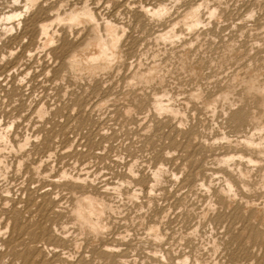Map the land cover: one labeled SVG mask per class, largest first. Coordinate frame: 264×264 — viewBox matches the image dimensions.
<instances>
[{
    "label": "rangeland",
    "instance_id": "374dc122",
    "mask_svg": "<svg viewBox=\"0 0 264 264\" xmlns=\"http://www.w3.org/2000/svg\"><path fill=\"white\" fill-rule=\"evenodd\" d=\"M26 1L27 0H0V68H1L0 69L1 70L0 71V122L2 123V124L1 123L0 124L3 126V127L1 126L0 128H3L4 131H6V132L8 131L7 136L9 138V141L7 143H9L11 141L9 144H7L11 147H9L7 145H5V146L1 145V149H0L3 152L2 153L0 151L1 152L0 160L2 161L1 167H0L1 175H2V173L4 174L3 171H5V174L7 173L6 176L4 174L5 179L3 178V176L0 175L1 176L0 177L1 178L0 179V227L2 226L0 228V234L3 233V234H1L2 237L0 236L2 238V239L0 238V264H30L32 261H33L32 264H36V263L37 264H180V263L182 264L183 262H184V264H234V262H235V264H264V256H263L264 250H262V249H264V238H263L264 237V225H262L264 223L263 222L264 221V213H263L264 207L261 208V206H260V205L264 206V193H263L264 192V185H263L264 183L259 184V182L262 183L263 180L261 181V179H262L261 173H258V172H262V176L264 174L263 173V171H264V166H263L264 165V159L261 160L260 158H258L257 155L249 154L248 150L246 148L243 149L244 146L242 144H239V141H242L241 139H243L244 137H248V136L249 137L252 136L256 142H258V141L263 142L264 141V137H263L264 136V132H263L264 125H261L264 123V120H263L264 114L261 112H264V111L261 109V107H259L258 100L256 99V97L251 98L247 95L245 96V86L247 85L246 83L249 82V80H251V78L254 80L257 78L256 80L259 83L260 82L262 83V80L264 81V78H263L264 77V40H263L264 39V0H242V1L241 0H222V1L219 0L220 1V2L218 1L219 5L217 3V0H215V1L214 0H208L209 2H207L206 0L205 1L204 0H184V1L183 0L182 1L181 0H179V1H177V0H173V1L172 0H128V1L122 0L123 1L122 2L120 0V2H122V3H120L116 0H110V1L109 0L108 1L107 0H36L37 2H35L33 7L31 6L27 10L24 7ZM124 1L127 3H124ZM175 1H177V3H175ZM206 2H207V4H205ZM227 2L229 3V5ZM241 2H243V3H241ZM128 3H129V5H128ZM130 3H131V5H130ZM160 3L166 5L165 8L168 7V8H166V11H165V12H167L169 10L168 14L165 13L168 16L163 15L164 18L163 17L162 18H155V17H151L149 14L147 15V13H145V10L152 9L153 7H154V9H152V10H156L157 6H158V8H161L163 5L161 6ZM196 3H199V4H196ZM202 3H204L203 6H202ZM209 3H210V5H209ZM224 3H225V5H223ZM82 4H84V5H82ZM156 4H158V5H156ZM117 5L121 8H119ZM127 5H128V7H130V6L131 7L128 8ZM143 5H147V6H143ZM172 5L174 8L172 7ZM192 5L193 6H196V5L199 6L200 5L199 6V11H200L199 16H200L202 23L199 25V27L201 28L203 26L204 29L203 28L202 29L198 28V29H200L202 31L203 30L206 31V32L203 31V33H202V31L200 32V30H198L200 33L197 31V32H195V34L196 33H199V34H196V36H194V34H193L194 37L191 36V37H193L191 39L192 41L196 40L195 43L193 42L194 46L192 45V41H190V39H187V38H190V35H192V33L190 32L191 33L190 34L189 31L185 29L184 25L181 22V21H183L182 17H184V16H182V14L184 13L183 15H185V12H187L189 10L188 8L193 7ZM208 5L210 8L213 7L215 9H218V17H217L218 19H215V18H214V20H213V18L209 19V16H207L208 13L206 11ZM221 5L224 7V10H223V7ZM83 7L90 9V11H92L93 15L96 12L97 15L96 14L94 15V18H95L94 22L97 20V23L95 22V25L97 24L96 26L98 28L97 29L98 33H99V35L103 36V37L101 36L102 38L106 37V35H105L106 30H105V26L103 24H110L111 25L112 23H114L116 25L115 27L118 28L119 32H122L123 30L125 31V32L123 31L122 33H120L121 39H120V43H119V49H120L119 51L121 52L120 54L122 55L123 59L125 58L124 60L126 62L124 61L123 64H119V66L116 64L117 67L114 66V68H115V69L113 68L114 71L111 70L109 72V74H107L106 72H103V74L99 73L98 74L100 76L99 78H97L98 75H95L96 77L92 76L93 78L91 76H89L87 74H83V73H81V75H79L80 74L79 72H77V75H76V72L75 71L73 72L72 70H71L72 71L71 72L69 70L68 66L66 65L67 64L66 62H68V59L69 60L71 59V56H73L75 54H80V53H82V54L84 53V55L86 53L89 54V52H91V50H93V46L89 42H87V40H89V41L94 40L95 36L93 37V35H96V34L94 32H91L92 31V29L90 28L91 25H89V24L88 25L87 24H85V25L81 24V25H78L79 27H76L78 29L69 28L72 31H70L69 29L67 31L68 27L67 26L64 27L65 24H60V22L61 23H64V22L63 21L59 22V20L57 18H62L63 16H65L67 14L68 11L71 12L74 9L75 10H81ZM147 7H148V9H147ZM117 8H119V9H117ZM141 8H142L141 11H144V13L140 11ZM143 8L145 10H143ZM250 8L254 9V10H252L250 12V10H251ZM115 9H117V10H115ZM186 9H187V11H186ZM226 10H228V11H226ZM203 11H206V12L204 13ZM222 11H223V13H222ZM230 11H232V13ZM246 11H248V12H246ZM13 12L14 13L22 12L23 15L21 14L20 18L15 17L13 19L6 20L4 16L11 14ZM169 13H170V17H169ZM244 13H246L247 16L250 14L248 17H251V16L252 17L248 19V17H246V14L244 16ZM253 13H255V14H253ZM145 14L147 16H145ZM201 14H203V15H201ZM235 14H237V15H235ZM204 15H205V17H204ZM227 16L228 17L231 16V18H228ZM136 17L138 18V20H136L137 19ZM146 17H148V18H146ZM165 17L166 18L168 17V18L166 19ZM222 17H223V19H222ZM219 18H220V20H219ZM245 18L247 20H245V22H244ZM150 19H151V21H149ZM168 19H170V20H168ZM179 19H182V20H179ZM221 19H222V21H221ZM239 19H240V21H239ZM177 20H179V22H178L179 24L181 22V24H180L181 26L177 23ZM216 20H217V25L214 24L216 22ZM230 20L232 22L234 20L235 21L232 23ZM102 21L103 22L107 21V22L103 23ZM108 21H110V22H108ZM226 21L227 22L230 21V23L229 22L227 23L228 26L226 25ZM150 22H152V23H150ZM158 22L159 23L162 22V24L161 23L159 24ZM218 22H220L221 25H219ZM238 22L239 23L242 22L241 24H243V22H244V24L242 25L243 26L242 29H241L242 26H240L241 24L239 25ZM155 23H157V24H155ZM205 23L206 24L211 23L212 25H214V26L216 25V26L214 27V26L208 24L207 27H205L206 26ZM40 24L41 25L42 24L51 25L49 27L48 37L51 38V36L53 34L54 35L52 36L53 39H50L49 43H44L45 42L44 41L45 36L43 34H41V32L39 31V27L41 26ZM114 24H112V26H114ZM224 24H225V26H224ZM236 24H238V25H236ZM117 25H119L120 27L119 26L117 27ZM170 25H171V27H170ZM232 25H234L235 28L231 27ZM211 26L214 28H212ZM220 26H222V27H220ZM173 27H175L176 29ZM181 27L184 28L186 31H184V29H182ZM208 27L210 29H208ZM51 28H52V31H51ZM79 28H81V33H80L81 36L79 35V32H80ZM83 28L85 31L83 30ZM101 28H102V30H101ZM180 28L182 29V31ZM238 28H240V29H238ZM87 29H88V31H86ZM90 29H91V31H90ZM99 29H100L101 33L99 32ZM167 29L169 31H171L172 29L176 31L175 33L177 35V38H175V39H177V42L172 43V45L170 42L167 43L168 41L167 42H165V41L160 42L159 41L160 39H158V36H159L158 32H162V31H164L163 33L169 32ZM178 29H179V31H177ZM212 29H213V31L210 32L209 30H212ZM216 29H217V31H216ZM218 29H220V31ZM238 30H241L240 33ZM69 31L71 32V34ZM89 31H90V33H89ZM234 31H235V33H234ZM156 32L158 35L155 34V36H156L155 37L154 33H156ZM209 32H210V34H209ZM23 33H24V35H23ZM182 33L184 34V36H181V35H183ZM185 33H189V34H185ZM207 33L209 34V36H207L208 35ZM211 33H212V35H211ZM213 33H215V34H213ZM21 34H22V37H21ZM160 34H162V33H160ZM239 34H240V36H239ZM216 35H217V37H216ZM15 36H17V38H18V40H16V41L14 40ZM187 36H189V37H187ZM199 36H201V37H199ZM202 36H203V42L202 43L203 44L205 43L204 45H206V46H204L201 43ZM89 37H91L93 39L91 40V38L89 39ZM182 37H184V38H182ZM185 37H187V38H185ZM195 37H197V38H195ZM198 37H199V39H198ZM222 37L224 39L226 38V39H232V40H229V41L226 39L223 40ZM70 38L72 40H69ZM73 38H75V40ZM204 38H206L207 40ZM211 38H213V40ZM124 39L126 41H124ZM157 39H158V41H157ZM183 39L185 42H183ZM219 39L220 40L222 39V40L220 41ZM51 40L53 41V43ZM79 40H80V42H79ZM209 40H211V41H209ZM71 41H72V43H71ZM186 41L188 42L187 44H186ZM208 41H209V43H208ZM224 41H228V43L227 42L224 43ZM128 42H130V43H128ZM198 42H199V45L197 44ZM212 42H214V43L212 44ZM123 43H125V44H123ZM127 43H128V45H127ZM165 43H167V44H165ZM207 43H208V45L211 43V46L209 45V47H211V48H208ZM221 43L225 44V46L222 44L224 47L223 46L221 47L220 46ZM41 44H43V46H45V47L43 48V46ZM84 44H86V45H84ZM134 44L136 47H134ZM181 44H183V46H181ZM188 44L189 45L191 44L192 46L191 45L190 46L192 48ZM217 44L220 47L219 46L217 47L216 46ZM227 44H228V46H227ZM251 44L252 45L255 44V45L252 46ZM79 45H80V47H79ZM129 45L132 47H128ZM186 45H188V46H186ZM200 45L202 48L199 47ZM202 45L205 48L207 47L206 50ZM230 45H232L231 47L234 48V50L235 49L236 50L234 51L232 48H230ZM244 45H246V48ZM86 46H88L87 49H86ZM160 46L162 48H160ZM171 46H173L172 50H171ZM184 46H186V47H184ZM195 46H198L200 48V51H199V48H197L198 51H196ZM240 46H242V48ZM250 46L252 47L253 50L251 49ZM90 47L92 49H90ZM163 47H166V48L168 47V49L166 50V48H164V50H163ZM179 47H181V48H179ZM182 47H183V49H182ZM212 47H214V48H212ZM256 47H258V48H256ZM72 48L76 49V50L74 49L76 52H73V55L71 52ZM126 48H128V50L130 48V50L128 51V50H126ZM133 48H134V50H133ZM186 48L188 49V51ZM49 49L52 52H50ZM57 49H58V51H57ZM161 49H162V51L160 52ZM173 49H174V51H173ZM237 49H238V51H237ZM239 49H242V50L245 49L246 51L244 50V52H243L242 50H239ZM131 50L134 52H132ZM176 50H178L177 53L179 52L180 54L183 55V57L180 54H179V56H178V54H175ZM183 50H185L184 53L182 52ZM232 50L234 51V53H231V52H233ZM22 51H24V52H22ZM29 51H30V54H29ZM63 51H65V52H63ZM125 51H128L127 56H126ZM167 51L169 52V54H171L170 52H172V51L175 53L172 52V54L170 56V55H168ZM239 51H241V52H239ZM155 52H156V54H155ZM186 52H187V54H186ZM193 52L194 53L198 52V54L192 55ZM68 53H71V54H68ZM220 53H222V56L224 55L226 57H224V56H223L224 58H222V56L220 57V55H221ZM230 53L232 54V57H231ZM20 54H22V55H20ZM31 54H32V56H31ZM54 54H56V55H54ZM158 54H159V56H158ZM164 54L168 55L169 57L165 56ZM174 54L176 55V57ZM190 54L192 55V57ZM234 54H237V55H234ZM240 54H242L243 58H241L242 56ZM58 55H59V57H62V58H58ZM212 55H214V57ZM216 55H218V56H216ZM21 56H23V57H21ZM180 56L183 59H180L181 58ZM186 56H187V58H186ZM194 56L195 57L197 56L196 60H198V61H196L195 58H193ZM228 56H230V57H228ZM233 56H235V57H233ZM163 57H166V58H164V60H163ZM184 57L186 58L187 61L185 60ZM189 57H191L193 59L188 60V59H191ZM211 57H212V60L215 59L214 61H212V63H211V61H209L211 59ZM154 59H155V62L156 61L157 62L156 63L154 62V65H153ZM171 59L173 61H171ZM216 59H218V63L220 61V64L217 63ZM223 59H224V61L228 60L225 62L226 64L225 63L223 64V62H224ZM233 59H235V60H233ZM193 60L195 61L194 64H196L197 66L192 64ZM199 60H200V62H199ZM201 60H204V63ZM138 61H140V62H138ZM176 61L177 62L179 61L178 63H180L181 61L182 62L179 65V64H177ZM189 61H191V63ZM64 62H65V65H64ZM128 62L130 63L131 66L128 65L129 64ZM131 62L135 65L131 64ZM158 62L163 63V64H161L162 66L159 65ZM168 62L170 65L168 64ZM183 62L185 65L184 68H183L184 65H182ZM205 62H206V67H205ZM208 62L210 64H208ZM221 62H222V65H221ZM61 63H62V65H61ZM124 63H125V65L128 63L127 65L129 67L127 65L125 66ZM138 63H139V66L137 65ZM149 63L150 64L152 63V64L150 65ZM157 63H158V65H157ZM187 63L190 65L189 68L187 66L188 65ZM199 63H202V65H204V67ZM166 64L168 65L167 67H166ZM191 64L193 67L191 66ZM171 65H172V67H171ZM207 65H209V66H207ZM211 65H212L211 68L215 71L211 70V68H210ZM214 65L216 66V68L214 67ZM218 65L220 67H222L223 70ZM150 66H151V68L156 67L157 70H158V68L160 69L159 72L160 71L162 72V73L160 72L161 73L160 75L162 77L164 76L163 81L165 79H168L171 76V75L169 76L168 74L173 73L172 78L170 77V79L165 80V82H163L164 84L163 83L158 84L156 81L154 82V80H153V82L149 81V85H148V82H143V81L141 83L139 82L140 84L138 82H137V84L135 83V85L136 86L139 85V87L133 86L134 83L130 84L131 82H129V80H130V77L132 75L131 72H137L140 69L141 71L140 70L139 71L141 73H144L146 71L145 73H147L146 75H148V70L150 69L149 68ZM118 67H120V68H118ZM130 67H133V68H130ZM137 67H138V70H137ZM161 67L165 68L166 70L162 69ZM194 67H196V68H194ZM202 67L205 69H203ZM2 68L3 69L5 68V70H3ZM6 68L8 70L10 69V71L7 72ZM127 68H129V69H127ZM135 68L137 71L135 70ZM180 68H181V70H180ZM199 68L201 70H199ZM207 68L208 69L210 68L211 71L209 72V70ZM117 69H118V71H117ZM119 69L120 70L122 69V70L120 71ZM171 69L172 70L176 69L177 71L176 70L172 71ZM190 69L192 70V72ZM197 69L199 72L197 71ZM218 69H220L221 71L219 70L220 71L219 72ZM63 70H65V71L63 72ZM129 70H132V71H129ZM170 70H171V73H170ZM204 70H206V71H204ZM235 70H236V72H235ZM2 71H5L7 73L2 72ZM21 71L24 73H22ZM127 71H129V72H127ZM193 71H194V74H192ZM216 71H218V72L216 73ZM178 72H179V74L181 73L179 80H178L179 75H176V73L178 74ZM182 72L184 73V76H182V74H183ZM188 72H190L191 74H189ZM221 72H223V73H221ZM248 72L253 77L250 76L248 74ZM18 73H20V74H18ZM120 73H122V74L119 75ZM125 73H126V75H125ZM209 73L212 74L213 76L210 75V77H209ZM231 73L233 76L237 74L241 78H238V76L232 77ZM62 74L66 75V76H64ZM67 74H68V76H67ZM82 74L84 76L86 75V77L88 76L89 78L88 77H87L88 79L85 78ZM195 74H197V76L199 77L198 79H196V76H195V78H191V75H192V77H194ZM198 74H200V76L201 75L202 76L200 77ZM214 74L215 75L217 74V77ZM226 74L229 76V78L226 76ZM102 75H104V76L102 77ZM122 75H123V78H122ZM188 75H190V76H188ZM220 75L222 77H220ZM245 75H247V77L249 79ZM119 76H121V77L118 79ZM174 76H177V78H175ZM70 77H71V79H70ZM80 77H81V79H80ZM106 77H107V81H109V82L104 80V79H106ZM114 77H115V79H114ZM166 77H168V78H166ZM173 77L175 78L176 81L177 80L178 81L174 82ZM181 77H184V78H182L183 79L182 81H180ZM186 77H187L188 81L185 80ZM202 77H205V78H203L204 82L202 81ZM111 78H113L114 81ZM216 78H218V79H216ZM219 78H224V79L222 81V79H219ZM234 78H236L237 80H240L239 81L240 84H238V81L236 79L234 81ZM242 78H244L245 81H244V79L242 81ZM127 79H129V80H127ZM171 79H172V81H171ZM193 79H195V80L193 81ZM259 79H260V81H259ZM77 80H79L80 82ZM115 80H116V82L118 80L117 84H116ZM190 80H191V82H190ZM218 80H219V82H218ZM224 80H226V82L223 85L222 82H224ZM227 80L229 83L227 82ZM230 80L231 81L233 80L234 83H233V81L231 82ZM210 81H211V83H210ZM113 82H114V84H113ZM166 82L168 83V85H170V83H171L173 85L171 87H173L174 90H172L171 87L167 86ZM173 82L176 84H174ZM186 82L187 83L190 82V83L186 84ZM196 82H198L199 84H196ZM205 82L206 83L208 82L207 85L205 84ZM93 83H94V85H93ZM144 83L147 86L142 85ZM150 83H152V85L155 83L153 88L151 87ZM191 83L193 86L191 85ZM219 83H221V84L219 85ZM230 83H233V86H232V84L230 85ZM109 84H110V86H109ZM201 84H203V85H201ZM216 84L219 86L216 87ZM242 84H244V85H242ZM90 85H92V87ZM100 85H102V86H100ZM111 85L112 86L114 85V86L112 87ZM129 85L133 86V87H130ZM140 85L145 86V87L143 88ZM163 85H165V86H163ZM175 85H176V87H175ZM178 85H180V86H178ZM185 85H187V86H185ZM190 85L192 86L191 88H190ZM205 85L208 88V90L205 87ZM222 85H223V88H221ZM226 85H228V88L229 87L231 88V89L229 88L231 91V93L229 95V99H228L229 102L228 103L224 102L225 104L223 105V103L221 104L222 101H218L217 103L218 104L220 103V105H223V107L218 105L217 103H215V104H217V106L214 104L216 107H214V105H213L212 108H206L205 109V106H203L204 105L203 103H205V99L209 98V100H211V99L216 98L219 95L218 93H223L227 89ZM127 86H129L131 89L128 88ZM162 86L165 87L166 89L168 88L167 90L170 91V93L172 92L171 94L174 93L173 99L175 100V102L173 99L170 100L171 102H173V103L170 102V106L172 107V110L175 109V111H173L174 113H171L170 115L167 114L166 112L163 114L164 111L160 112L163 114L162 115L160 113H155V111L151 110L152 104H150V103L153 102L152 100H154V98L156 97V94L160 91L161 88H162V90L157 94V97L162 98L163 101L167 102L166 101L167 96L163 95V92H164L163 90H166V89L163 88ZM181 86H182V90L180 91ZM200 86H201V88H200ZM102 87H103V89H102ZM183 87H185V88H183ZM197 87H199L200 90L202 89V95L204 94L206 97L204 98V95H203L202 99H204V101L202 99H199V101L197 100L200 104L196 100H193L196 103H198L196 106V103L191 101L192 99H190L189 96H187L189 93L187 92L188 93L187 94L185 91H188V89H189V92H191L192 90L190 91V89H194V88L199 89ZM215 87L218 90L220 89L221 91H223V90L224 91L223 92L219 91L218 93H216L218 90H216ZM232 87H234V88H232ZM235 87L237 88V90H235L236 89ZM240 87L242 90L240 89ZM133 88L135 89V92L139 93V95H142V97L135 94V93L132 94L134 91ZM214 88H215V90H214ZM90 89H92V90H90ZM139 89H142V90L139 91ZM129 90L131 93H129ZM205 90H206V93L204 92ZM211 90L213 91V93ZM232 90L234 91V93ZM90 91H92V93ZM102 91H104V92H102ZM142 91H143V93L141 94ZM182 91H184L185 93ZM241 91H242V93H241ZM115 92L118 95L115 94ZM144 92L147 95H144ZM97 93H99V94H97ZM103 93H104V95H103ZM121 93H122V96H121ZM148 93H149V95H148ZM127 94H129V95L127 96ZM130 94H131V96H130ZM150 94H152V95H150ZM153 94H155V95H153ZM100 95H102V96L100 97ZM132 95H134V96H132ZM162 95H163L164 99H163ZM179 95H180V97H179ZM242 95H244V96H242ZM118 96H120V99L116 98ZM125 96L129 97L130 99H131V97H133V98L128 101V98L127 97L125 98ZM185 96L190 100L187 101L188 99ZM239 96L241 98H243V97L244 98L241 99ZM122 97H124L123 99L125 102L124 101L121 102ZM134 97L137 101L134 100ZM136 97H138L139 100ZM175 97H177V98L175 99ZM248 98H251V99H248ZM116 99H118V100H116ZM176 100L177 101L180 100V102L178 101V103H177ZM200 100H202V102H200ZM207 100H206V102H207ZM247 100H248V102H247ZM255 100L257 101L256 102L257 104L255 107H252L255 105L254 104ZM103 101H105L106 103ZM182 101H184V102H182ZM230 101L232 103H230ZM234 101L236 103H234ZM126 102H129L128 104L130 107L132 105L130 103L134 102L133 106H134L135 102H137L136 105L138 103L139 104H138V106H134L133 107L134 109H132V107L131 108L129 106L127 107L128 104ZM238 102H240L239 103L240 105H241V103L243 104L241 106L242 108L240 107L239 104L236 105ZM250 102H252V103H250ZM102 103L103 104L105 103V104L102 105ZM142 103H144L145 105ZM229 103H230V105H229ZM233 103L235 104V106ZM246 103H247V105H246ZM201 104H202V107H201ZM248 104H249V106H248ZM251 104H253V105L250 106ZM149 105H151V106H149ZM226 105L231 106V108L229 106L226 107ZM237 106H239L240 109ZM125 107H127V108H125ZM137 107H139L140 109L138 108V110H137ZM220 107L224 108L225 110L221 109ZM234 107H237V110ZM245 107L248 109H245ZM250 107H252L253 110L255 108H258V109H255L256 111L254 110V112H255V114L257 112V114H258V115L256 114L257 115L256 118H258V116L260 115L259 116L260 118L258 119V123L260 124V125L258 124L259 127L255 123H253L255 125H253L252 123H250V125H249V123H247V121H249L248 119L243 120L245 124L243 123V121L239 122L238 125L233 123V120L238 113L244 112V114L247 115L248 112L253 111ZM98 108H99V110H98ZM214 108L216 111L218 110L217 108H220V109L216 113ZM41 109H43V110L41 111ZM123 109H126V110L129 109L128 112H130L131 110L132 111L136 110V111H134L135 114H133L134 112L132 113V111H131V113H128L130 115H128L126 110L123 111ZM152 109H153V107H152ZM200 109H202V111H206V112H202ZM37 110L40 112H37ZM119 110H122V111H119ZM179 110L181 113L179 112ZM197 110H199V112ZM207 110H208V112H207ZM213 110H214V112H211ZM220 110H223V111H220ZM219 111L221 113H219ZM235 111H237V112H235ZM41 112H43L42 116L40 114ZM124 112L129 117H127V116L123 117L122 115L125 114ZM215 113H216V115H215ZM38 114H39V116H38ZM136 114H138V115H136ZM155 114H156V116L160 115L156 118L158 121L155 118H153L155 116ZM165 114L167 117H165ZM175 114H177V115H175ZM226 114H228L229 117H227ZM135 115L137 116L138 119L134 118ZM131 116H133V118ZM168 116H169V118H168ZM170 116H173V117H170ZM177 116L178 117L181 116V118H182L181 123L179 122L181 118L180 117L178 118ZM128 118H132V119L130 120ZM170 118H172V119H170ZM176 120H178V123H176L177 122ZM227 120H228V122H227ZM229 122H231L232 125ZM5 123H6V125H8V124L9 125L8 126L3 125ZM173 124H174V126H173ZM176 125H178L179 127H177ZM246 125L248 127H250V129H248L246 127ZM234 126L236 128L238 127V129H236ZM5 127H7V128L5 129ZM180 127L182 128V130ZM241 128L243 131L239 130ZM11 130H13V131H11ZM200 130H202L203 132ZM251 130H255L256 132L255 131L253 132ZM218 131H219V134H218ZM249 132H250V134L252 132V134L249 135ZM197 133H198V136H195ZM189 137L191 139H189ZM259 137H262V138L259 139ZM205 138H206V140H205ZM211 138H212V140H211ZM219 138L221 140H219ZM25 139H27V140L25 141ZM196 139L198 140V142L196 141ZM213 139H215V140H213ZM236 139L238 141H236ZM223 140H225V141H223ZM199 141L202 143H200ZM226 141L227 142L229 141V144L232 147H228L230 145H227ZM230 141H231V143H230ZM234 141H236V142H234ZM24 142H26L27 144ZM204 142H206V144ZM215 142H216V144L217 143L218 144L220 143V144L216 145ZM18 143H20V144L18 145ZM221 143H222V145L225 143L224 145H227V146L223 145V147H221ZM232 143H236V144H232ZM210 144L212 146H209ZM20 145H22L21 151H19ZM234 145H236L235 146L236 149L234 148ZM213 146H215V148ZM216 146H217V149H216ZM219 146L221 148H218ZM4 147L5 148L8 147V148H6L8 151L5 150ZM22 147H23V150H22ZM204 147H206V148H204ZM211 148H213V149H211ZM228 148H231V149H228ZM10 149L11 150L13 149V151L12 152L9 151ZM227 149L229 152L227 151ZM241 149L244 151H242ZM231 150H233V152ZM222 151H224V152H222ZM230 152L232 154H234V155L231 154V156H233L232 159H234L236 157L234 159L235 162H239L240 159H242L245 156L242 159L243 161L241 160L240 164L236 163L237 166L240 165L239 166L240 169H243V167L246 166V164H245L246 161L244 162V159H246L247 156H250V155L252 157L254 156L253 158L255 160H258V162H259V163L257 162L256 164L254 163L255 167L253 166V164H249L250 166L247 164L250 168V170H249L250 172L248 173V177L250 179L247 178V180L251 181V180H254L255 178L256 179L254 181H251V183H250V185H251L250 187H251L252 191H251V189H249V191H247V192L244 191L246 194H244L243 190H241V188H240L241 186L239 184L240 179L237 178V177H239L238 174H239L240 169L239 168L236 169L237 166L235 168L234 167L235 165H233L232 166L233 169L231 170V172H229V171L226 172V170L224 169L225 170L224 171L222 168L224 166H222V164L219 162L220 159L223 158L224 154L225 155L227 154V157H229ZM14 153H17L18 155L14 154ZM222 153H224V154H222ZM218 154H220V155H218ZM235 154H237V155H235ZM2 155L5 158L2 157ZM215 156L216 157L221 156V158L220 157L215 158ZM238 156H243V157L240 158ZM15 157H17V158H15ZM224 157H226V156H224ZM14 158H15V160H14ZM238 158H239V160H238ZM17 159L19 160V162ZM45 159H47L48 162H46L47 160L44 161ZM217 159H219V161ZM4 160L6 162H4ZM216 160H217V162H216ZM243 162H244V164H243ZM5 164L9 167L8 169H7V166ZM4 165L6 166V168H4L5 167ZM30 165L33 168H31ZM11 166H13L14 168ZM159 166H161V168ZM219 166L221 168H219ZM252 167H254V168H252ZM261 167H263V169ZM2 168H3V170H2ZM34 168L35 169L38 168V169L35 170ZM162 168H163V170H162ZM256 168H259V169H256ZM6 169L8 170V172H6ZM216 169L218 172L216 171ZM252 169H254V170H252ZM261 169H262V171H259ZM131 170L133 172H131ZM152 170H154V171H152ZM233 170H235V171H233ZM157 171L161 172V173H159V180H158L160 183L158 181L155 182L154 178L152 177L153 174ZM205 171L207 172V174L205 173ZM59 172H61V173H59ZM214 172H215V174H214ZM132 173H133V175L131 176ZM209 173H212V174H209ZM226 173H229V174H226ZM231 173H232V175H231ZM251 173H252V175H251ZM77 174H79V175H77ZM150 174H152V176ZM62 175H64L65 179ZM160 175H161V177H160ZM199 175H201V176H199ZM216 175L218 177H215ZM255 175H257L258 178ZM51 176L53 178H51ZM79 176H81V177H79ZM220 176H222V177H220ZM61 177L63 178V181L59 180V179H61ZM76 177L77 178L79 177V178L77 179ZM82 177L86 180V182L88 181L89 183L84 182L85 180ZM150 177L153 181L150 179ZM75 178L77 180L74 183L72 181H74ZM198 178L199 179L201 178V179L199 180ZM220 178H223V179L228 178L232 181V183L234 184V189H235V192H234L235 199H237V200L240 199L241 203H240V200H238V201L235 200L234 203H238V204L233 203V204H231L232 205L231 206L229 203L224 201V199L222 198V196L219 193L218 194L221 197L218 196V198H216L218 194L216 195L215 193H217L218 191H214V190L215 189L218 190L219 184L221 182L222 183L224 182L223 179H221L222 181H220ZM236 178L238 179V181ZM79 179H82V180L80 181ZM206 179H207V181H206ZM40 180H42V181H40ZM47 180L49 182H52V183L50 184ZM50 180H52V181H50ZM57 180H59V181H57ZM150 180L154 183H152ZM201 180H202V182H200ZM204 180H205V182H204ZM214 180H215V183H214ZM216 180H217V183H216ZM257 180H259V181H257ZM54 181H56L58 183H55ZM210 181H211V183H210ZM235 181H236V183H234ZM64 182H65V184H64ZM53 183L55 185H53ZM59 183H61V184H59ZM81 183H82V185H81ZM119 183H121L124 186V188L126 186V188L125 189L122 188L123 186H121V184H119ZM206 183H207V185H205ZM252 183H254L257 186V187L255 186L256 188L254 187V189H257V191L253 190L254 185ZM212 184L214 186L217 185L216 186L217 188L213 187ZM56 185H57V187H55ZM58 185H59V187H58ZM61 185H62V187H61ZM105 185L107 187H105ZM117 185L121 189H119L117 187ZM201 185H203L202 189H200ZM208 185H209V187H211L209 190L207 189V188H209V187H207ZM114 186H116V188L119 190H117ZM156 186H157V188H156ZM112 187H114V189L117 191H115ZM104 188H106L105 191H104ZM198 188L202 191L201 193H199L200 191L198 190ZM212 188H213V193H211ZM102 189H103V191H102ZM107 189H108V191H107ZM126 189L128 192L126 191ZM203 190H204V192H203ZM237 190H238V192H237ZM38 191H40V192H38ZM118 191H119V193H118ZM120 191H122V192L120 193ZM205 191L206 192L208 191V192L205 194ZM209 191H210V193H209ZM104 192H106V193H104ZM131 192H133V193L130 194ZM134 192H135L136 196L133 195ZM236 192L238 195L236 194ZM203 193H204V195H203ZM255 193H257V194H255ZM41 194H43V196ZM85 194L86 195L88 194L87 196L92 195L93 197H96L98 199L100 197H102L103 198L102 201L104 200L106 205L109 206L110 209L112 208V211L111 210L109 211V209H108L109 213L107 211H106L107 213L106 212L104 213L103 221L105 219L107 220V222H105L106 220L104 221L106 224V227L102 231L103 233L101 232L99 234H96L97 237L94 236L95 233L93 234V232L89 228L85 230V228H87V227L83 228L85 230L84 231L82 229L83 225L80 224L78 219H76L77 216L74 215L75 209L77 208L76 206L78 205L77 198L82 199V196H86ZM213 194L216 195V196L214 195L215 198L212 197ZM205 196H208V197H205ZM240 196H241V198H240ZM53 197H55V199H53ZM129 197H130V199H129ZM250 197H251V199H250ZM210 198H213V199H210ZM253 198H255V199H253ZM47 199H48V202L50 204L54 203L57 205L54 206V204H52L54 207L53 208L52 205H50L47 201H45ZM50 199H53L55 201L51 200V202H50ZM209 199L212 201H210ZM215 199H217L216 200L217 202L215 201ZM242 199H244V201L246 202L248 207L249 206H255V204H257L255 207L261 208V209H259V211L263 209L262 212L260 211L261 213L258 211V214L260 213V215H259L260 217L255 215V214H257L256 213L257 211L256 212L253 211L252 208H251V210L248 209L247 205L245 204L244 201H242ZM245 199L249 200L250 202L252 201V203H254V204L251 205L252 203H247L249 201H246ZM56 200H59V201H56ZM206 200L208 203L207 202L205 203ZM221 200H223L224 205L222 204ZM30 201H32V202H30ZM35 201H37V202H35ZM201 201H202V203H201ZM132 202H134V203H132ZM211 202H212V205H211ZM42 203H44V204H42ZM47 203H48V205H47ZM201 204L203 205V207L201 206ZM204 204H205V206H204ZM219 204H221L223 206L219 208V206H221ZM227 204H229L230 206ZM44 205L47 207L45 210H44ZM110 205H113V206H110ZM210 205H211V207L214 206L215 208H216L215 205H217V208L215 209L214 207H212V210H211ZM244 205H245V207H244ZM201 207L204 210L207 209L208 207H210V208H208V210L209 211L211 210V212H214L215 214L214 213L211 214V212L205 210L206 212H208V214H207L206 212H204V210ZM226 207H227V209H229V208H231V209L227 210ZM233 207H234V209L232 210ZM235 207L237 210L235 209ZM246 207H247V209H246ZM55 208H57V209L59 208V209L55 210ZM40 209H41V211H39ZM49 209L51 211H47ZM242 209L244 212H242ZM54 210H55V213H54ZM200 210L202 212H200ZM235 210H236V212H235ZM52 211H53V213L51 214ZM59 211L61 214L58 213ZM69 211H71V212H69ZM111 212H113L112 218H111ZM193 212L196 214L199 213V215L203 216V219L208 220L209 223L207 221H203V219L198 214L196 215ZM230 212H232V213H230ZM251 212H253V213L251 214ZM244 213L246 216L244 215ZM55 214H56V216H55ZM69 214H72V215L69 216ZM221 214L223 216H220ZM234 214L237 216H235ZM52 215H54L55 217H52ZM57 215H59V216L57 217ZM107 215H108V218H110L112 221L111 220L108 221ZM205 215H207L208 218ZM209 215L211 217H209ZM261 215H263V217ZM105 216H106V218H105ZM255 216H257V217H255ZM211 218H213V220ZM75 219L77 221H75ZM252 219H253V221H252ZM256 219L260 223L258 222V224H256L257 223ZM20 220H21V222H20ZM197 220H202V221H199L200 223L198 224ZM261 220H263L262 224H261ZM216 221H217V223H216ZM243 221H245V225H244ZM254 221H255V223H254ZM108 222H110L111 224H109ZM201 223L203 225L206 223V225L201 226L202 225ZM36 224H39L38 227L42 226L41 228H43V226H45V225L47 226V224H48L49 227L47 226V228L44 227L43 229L46 228L45 230H48L49 228H52L51 230L49 229L50 231L49 230L46 231V232L50 233V236H49V233L46 234L47 236L46 235L45 236H38V235L34 236V235H32V233H31L32 230L37 228ZM78 224H80V226ZM34 225H35V228H33ZM50 225H51V227H50ZM196 225H198V226H196ZM258 225L259 226L261 225L262 227H258ZM153 226H155V227L158 226L159 227L158 232H161V233H159V236H158L159 239L157 237L158 240L155 238L154 235H152V232H150L151 227H153ZM12 227L16 228V229H14L15 231H13ZM80 227H81V229H80ZM191 228L192 229L194 228V229L192 230ZM197 228H199V229L196 230ZM54 229H56V230H54ZM52 230H54V231H52ZM80 230L82 232H80ZM89 230L92 232L93 235L91 234V232ZM51 231H52V233H51ZM146 231H147V233H146ZM55 232H58V234ZM88 232H90V233H88ZM191 232H192V234H191ZM252 232H253V234H252ZM17 233H19V235ZM62 233L64 235V236L62 235V237H65V238H62V237L59 238L60 237L59 234H62ZM242 233L245 235V237L242 236L243 235ZM29 234H31V235H29ZM100 234L102 237H104V239L101 238ZM227 235H229L228 237H230V238H228ZM252 235L253 236L255 235V236L253 237ZM34 237H36V238H34ZM161 237H163V238H161ZM257 237L260 238V240ZM67 239H69V240H67ZM96 239H97V241H96ZM213 239L215 242H213ZM256 240L258 241V243L256 242ZM261 240H263V241H261ZM2 241H5L6 244H5V242H2ZM7 241H9L11 243H9ZM65 241L67 244L65 243ZM242 241H244V242H242ZM220 242H222V243H220ZM104 243L106 244V246H105L106 248L104 247ZM113 243H114V245H113ZM213 243L217 247H215ZM219 243H220V245H219ZM252 244H253V246H250ZM31 245H33V246H31ZM15 246H17V247H15ZM212 246H214L215 248H218V249L216 250V249H214V247L212 248ZM256 246L258 247V250H257ZM34 247L37 249L35 250ZM255 247H256V249L254 250ZM244 248H245V250H244ZM99 249H101V250H99ZM234 249H235V251H234ZM14 250H15V252H14ZM34 250H35V254L33 252ZM38 250L41 251L40 255L37 254V253H39ZM106 250L110 251V253ZM248 250H249V252H248ZM250 251L252 252V254ZM111 252H113L114 254ZM186 254H188V255H186ZM238 254H239V256H238ZM41 255H43V256H41ZM241 255L244 257H241ZM253 255H255V256L253 257ZM183 256L186 258H184ZM231 256H232V258H231ZM246 256L250 257V258H247ZM236 258H237V261H236ZM259 258H261V259H259ZM262 258H263V260H262ZM175 259H177V260H175ZM180 260L181 261L183 260V261L180 262ZM50 261H51V263H50ZM252 261H254V262H252Z\"/></svg>",
    "mask_w": 264,
    "mask_h": 264
},
{
    "label": "bare ground",
    "instance_id": "6f19581e",
    "mask_svg": "<svg viewBox=\"0 0 264 264\" xmlns=\"http://www.w3.org/2000/svg\"><path fill=\"white\" fill-rule=\"evenodd\" d=\"M107 1H108V0H107ZM109 1H110V0H109ZM116 1L120 2V0H116ZM116 1H115V2H116ZM121 1H122V0H121ZM127 1H128V0H127ZM172 1H173V0H172ZM177 1H179V0H177ZM177 1H175V3H177ZM181 1H182V0H181ZM183 1H184V0H183ZM204 1H205V0H204ZM206 1L209 2L208 0H206ZM214 1H215V0H214ZM218 1H219V0H217V3H218ZM221 1H222V0H221ZM241 1H242V0H241ZM35 2H37V1H36V0H27L26 3H25V6H24L25 9L27 10V9H29L31 6L33 7V5L35 4ZM112 2H113V1H112ZM118 2H117V3H118ZM122 2H123V1H122ZM122 2H120V3H122ZM132 2H133V1H132ZM201 2H202V1H201ZM207 2H206L205 4H207ZM219 2H220V1H219ZM124 3H127V2L124 1ZM215 3H216V2H215ZM227 3H228V2H227ZM238 3H239V2H238ZM241 3H243V2H241ZM158 4H159V3H158ZM158 4H156V5H158ZM167 4H168V3H167ZM196 4H199V3H196ZM200 4H201V3H200ZM203 4H204V3H202V6H203ZM213 4H214V3H213ZM221 4H222V3H221ZM257 4H258V3H257ZM23 5H24V4H23ZM82 5H84V4H82ZM121 5H122V4H121ZM128 5H129V3H128ZM128 5H127V7H128ZM130 5H131V3H130ZM151 5H152V4H151ZM160 5H161V6L163 5L164 7L162 6L161 8H158V6H157V9H156V10H152V9H154V7H153L152 9H148V7H149V6H148V7H147L148 10H145L144 8H143V10H145V13H147V15L149 14L151 17L162 18L163 15L168 14V11H169V10H168L167 12H165V11H166V8H168V7L165 8L166 5H164V4H162V3H160ZM174 5H175V4H174ZM193 5H194V4H193ZM193 5H192V6H193ZM209 5H210V3H209ZM209 5H208L207 10H206L207 13H208L207 16H209V19H212V18H213V20H214V18H215V19H218V18H217V17H218V9H215V8H213L212 6H211L212 8H210ZM218 5H219V3H218ZM218 5H217V6H218ZM223 5H225V3H224ZM228 5H229V3H228ZM65 6H66V5H65ZM117 6H118V5H117ZM141 6H142V5H141ZM143 6H147V5H143ZM190 6H191V5H190ZM199 6H200V5H199ZM199 6L196 5V6L190 7V8H188V9H189L188 11H187V9H186L187 12H185V15H183L184 13L182 14V16H184V17H182V18H183V21H181L182 24L184 25L185 29L189 31V33H190V32L192 33V35H190V38H187V37H189V36L185 37V38H187V39H190V41H192L191 39H192L194 36H196V34H199V33L202 31V30H200V29L203 28L202 25H201V26H202L201 28L199 27V25L202 23V21H201V19H200V16H199V14H200V13H199V12H200V11H199ZM221 6H222V5H221ZM226 6H227V5H226ZM226 6H225V7H226ZM59 7H60V6H59ZM86 7H87V6H86ZM86 7H85V8L83 7L81 10H75V9H74L73 11L70 10L71 12L68 11L69 13L67 12V14H66L65 16H63L62 18H57V19L59 20V22H60V21H63V22H64V23H61V22H60V24H65L64 27H65V26L68 27V28H67V31H68L69 28H76V27H79L78 25H81V24H82V25H85V24L88 25V24H89V25H91L90 28L92 29V31H91V29H90V31H91V32H94V33L96 34V35H93V37L95 36V37H94V38H95L94 40H92L93 38H91V37H89V39L91 38L92 41L87 40V42H89V43L93 46V50H91V52H89V54L86 53L87 55H86V54L84 55V53H83V54L80 53V54H75V55H73V52H76V51H75L76 49H75V48H72V49H71V52H72V55H73V56H71V59H70V60L67 58V59H68V62H66L67 60L65 61V62L67 63L66 65L68 66V68H69L70 71H71V70H72L73 72L75 71V72H76V75H77V72L80 73L79 75H81V73H83V74H87V75H89V76H91V77H92V76H95V75H98L99 73H102V74H103V72H106L107 74H109V72H110L111 70H113L114 66L117 67V65L119 66V64H123V62L125 61V60H124L125 58L123 59L122 55L120 54L121 52L119 51V50H120V49H119V43H120V39H121V36H120L121 34H120V33H122L124 30H123L122 32H119L118 28L115 27L116 25H115L114 23H112V24H114V26H112V24H111V25H110V24H103V25L105 26V30H106V34H105L106 37H105V38H102L103 36H102V35H99V33H98V30H97L98 28H97V26H96L97 24L95 25V22L97 23V20L94 22V20H95L94 15L96 14V12L94 11L95 14L93 15L92 11H90V9H87ZM91 7H92V6H91ZM118 7H119V6H118ZM130 7H131V6H130ZM130 7H128V8H130ZM172 7H173V5H172ZM204 7H205V6H204ZM204 7H203V8H204ZM219 7H220V6H219ZM222 7H223V6H222ZM78 8H79V7H78ZM119 8H121V7H119ZM119 8H117V9H119ZM136 8H137V7H136ZM139 8H140V7H139ZM150 8H151V7H150ZM173 8H174V7H173ZM200 8H201V7H200ZM227 8H228V7H227ZM94 9H95V8H94ZM117 9H115V10H117ZM201 9H202V8H201ZM205 9H206V8H205ZM230 9H231V8H230ZM250 9H251V8H250ZM132 10H133V9H132ZM135 10H136V9H135ZM141 10H142V8L140 9V11H141ZM203 10H204V9H203ZM219 10H220V9H219ZM223 10H224V7H223ZM231 10H232V9H231ZM252 10H254V9H251L250 12H251ZM12 11H13V10H12ZM128 11H129V10H128ZM138 11H139V10H138ZM206 11H203V12L205 13ZM226 11H228V10H226ZM141 12L144 13V11H141ZM203 12H202V13H203ZM220 12H221V11H220ZM230 12L232 13V11H230ZM246 12H248V11H246ZM253 12H254V11H253ZM111 13H112V12H111ZM165 13H166V14H165ZM204 13H203V14H204ZM222 13H223V11H222ZM231 13H230V14H231ZM261 13H262V12H261ZM21 14H22V12H19V13H14V12H13V13L8 14V15L5 14L6 16H4V17H5L6 20H10V19H13V18H15V17H19V18H20ZM203 14H201V15H203ZM220 14H221V13H220ZM224 14H225V13H224ZM230 14H229V15H230ZM245 14H246V13H244V16H245ZM253 14H255V13H253ZM22 15H23V14H22ZM57 15H58V14H57ZM57 15H56V16H57ZM96 15H97V14H96ZM137 15H138V14H137ZM147 15L145 14V16H147ZM221 15H222V14H221ZM227 15H228V14H227ZM235 15H237V14H235ZM242 15H243V14H242ZM242 15H241V16H242ZM249 15H250V14H249ZM249 15H248V16H249ZM56 16H55V17H56ZM166 16H168V15H166ZM173 16H174V15H173ZM238 16H239V15H238ZM248 16H247V14H246V17H248ZM55 17H54V18H55ZM58 17H59V16H58ZM60 17H61V16H60ZM101 17H102V16H101ZM148 17H149V16H148ZM148 17H146V18H148ZM169 17H170V13H169ZM204 17H205V15H204ZM210 17H211V18H210ZM224 17H225V16H224ZM227 17H228V16H227ZM227 17H226V18H227ZM251 17H252V16H251ZM251 17H248V19L251 18ZM136 18H137V17H136ZM163 18H164V17H163ZM165 18H166V17H165ZM167 18H168V17H167ZM167 18H166V19H167ZM206 18H207V17H206ZM228 18H231V16L228 17ZM222 19H223V17H222ZM222 19H221V21H222ZM240 19H241V18H240ZM240 19H239V21H240ZM52 20H53V19H52ZM107 20H108V19H107ZM136 20H138V18H137ZM154 20H155V19H154ZM156 20H157V19H156ZM159 20H160V19H159ZM159 20H158V21H159ZM168 20H170V19H168ZM179 20H182V19H179ZM179 20H177V23L179 22ZM203 20H204V19H203ZM219 20H220V18H219ZM227 20H228V19H227ZM245 20H247V19L245 18V19H244V22H245ZM149 21H151V19H150ZM230 21H231V20H230ZM230 21H228V22L230 23ZM234 21H235V20H234ZM234 21H233V22H234ZM237 21H238V20H237ZM35 22H36V21H35ZM57 22H58V21H57ZM102 22H103V21H102ZM105 22H107V21H105ZM105 22H103V23H105ZM108 22H110V21H108ZM152 22H153V21H152ZM152 22H150V23H152ZM165 22H166V21H165ZM181 22H180V24H181ZM209 22H210V21H209ZM211 22H212V21H211ZM228 22L226 21V25H227ZM231 22H232V21H231ZM233 22H232V23H233ZM244 22H243V24H244ZM24 23H25V22H24ZM24 23H23V24H24ZM32 23H33V22H32ZM50 23H51V22H50ZM150 23H149V24H150ZM158 23H159V22H158ZM160 23L162 24V22H160ZM160 23H159V24H160ZM241 23H242V22H240V23L238 22L239 25H240ZM155 24H157V23H155ZM172 24H173V23H172ZM175 24H176V23H175ZM178 24H179V23H178ZM180 24H179V25H180ZM205 24H206V23H205ZM208 24L212 25L211 23H207L205 27H207ZM214 24L217 25V20H216V22H215ZM218 24L221 25L220 22H218ZM238 24H236V25H238ZM243 24H241L240 26H242ZM32 25H33V24H32ZM34 25H35V24H34ZM40 25H41V24H40ZM216 25H215V26H216ZM35 26H36V25H35ZM50 26H51V25H49V24H42L40 27L38 26V27H39V31L41 32V34H43V35L45 36V40H44L45 42H44V43H49L50 39H53L52 36H53L54 34L51 36V38L48 37V35H49V34H48V31H49V27H50ZM104 26H103V27H104ZM118 26H119V25H117V27H118ZM172 26H173V25H172ZM174 26H175V25H174ZM180 26H181V25H180ZM212 26H214V25H212ZM212 26H211V27H212ZM215 26H214V27H215ZM224 26H225V24H224ZM227 26H228V25H227ZM27 27H28V26H27ZM29 27H30V26H29ZM82 27H83V26H82ZM87 27H88V26H87ZM119 27H120V26H119ZM170 27H171V25H170ZM182 27H183V26H182ZM182 27H181V28H182ZM214 27H212V28H214ZM220 27H222V26H220ZM229 27H230V26H229ZM231 27L235 28L234 25H232ZM248 27H249V26H248ZM36 28H37V27H36ZM88 28H89V27H88ZM162 28H163V27H162ZM168 28H169V27H168ZM173 28H175V27H173ZM181 28H180V29H181ZM198 28H200V29H198ZM223 28H224V27H223ZM236 28H237V27H236ZM242 28H243V26L241 27V29H242ZM254 28H255V27H254ZM27 29H28V28H27ZM76 29H78V28H76ZM175 29H176V28H175ZM182 29H184V28H182ZM182 29H181V31H182ZM185 29H184V31H186ZM203 29H204V28H203ZM208 29H210V28L208 27ZM238 29H240V28H238ZM245 29H246V28H245ZM25 30H26V29H25ZM69 30H70V29H69ZM74 30H75V29H74ZM79 30H80V32H79V35H80V33H81V28H79ZM79 30H78V31H79ZM83 30H84V28H83ZM101 30H102V28H101ZM167 30H168V29H167ZM198 30H200V32H199ZM206 30H207V29H206ZM218 30L220 31V29H218ZM230 30H231V29H230ZM234 30H235V29H234ZM247 30H248V29H247ZM51 31H52V28H51ZM70 31H72V30H70ZM70 31H69V32H70ZM76 31H77V30H76ZM84 31H85V30H84ZM86 31H88V29H87ZM90 31H89V33H90ZM168 31H169V30H168ZM177 31H179V29H178ZM197 31H198L199 33H196V34H195V32H197ZM203 31H205V30H203ZM203 31H202V33H203ZM209 31L211 32V31H213V29H212V30H209ZM216 31H217V29H216ZM236 31H237V30H236ZM238 31H239V33H240L241 30H238ZM37 32H38V31H37ZM55 32H56V31H55ZM73 32H74V31H73ZM99 32H100V29H99ZM104 32H105V31H104ZM124 32H125V31H124ZM128 32H129V31H128ZM163 32H164V31H162V32H158V34H159L158 39H160V40H159L160 42H161V41H162V42H163V41H165V42L168 41L167 43L170 42L171 45H172V43H176V42H177V39H175V38H177V35H176V33H175V32H176L175 30L172 29V30L169 31V32H165V33H163ZM205 32H206V31H205ZM210 32H209V34H210ZM75 33H76V32H75ZM77 33H78V32H77ZM86 33H87V32H86ZM100 33H101V32H100ZM160 33H162V34H160ZM179 33H180V32H179ZM179 33H178V34H179ZM189 33H185V34H189ZM191 33H190V34H191ZM227 33H228V32H227ZM234 33H235V31H234ZM70 34H71V32H70ZM123 34H124V33H123ZM155 34L158 35L157 32L154 33V36H155ZM182 34H183V33H182ZM193 34H194V36H193ZM207 34H208V33H207ZM207 34H206V35H207ZM209 34H208L207 36H209ZM213 34H215V33H213ZM219 34H220V33H219ZM23 35H24V33H23ZM43 35H42V36H43ZM76 35H77V34H76ZM211 35H212V33H211ZM221 35H222V34H221ZM227 35H228V34H227ZM72 36H73V35H72ZM80 36H81V35H80ZM101 36H102V37H101ZM122 36H123V35H122ZM154 36H153V37H154ZM179 36H180V35H179ZM181 36H184V34L181 35ZM191 36H193V37H191ZM219 36H220V35H219ZM239 36H240V34H239ZM15 37H16V38H15ZM15 37H14V40H15V41L18 40L17 36H15ZM21 37H22V34H21ZM123 37H124V36H123ZM128 37H129V36H128ZM155 37H156V36H155ZM199 37H201V36H199ZM199 37H198V39H199ZM211 37H212V36H211ZM216 37H217V35H216ZM220 37H221V36H220ZM249 37H250V36H249ZM42 38H43V37H42ZM62 38H63V37H62ZM86 38H87V37H86ZM179 38H180V37H179ZM182 38H184V37H182ZM182 38H181V39H182ZM195 38H197V37H195ZM222 38H223V37H222ZM43 39H44V38H43ZM54 39H55V38H54ZM73 39L75 40V38H73ZM127 39H128V38H127ZM154 39H155V38H154ZM154 39H153V40H154ZM158 39H157V41H158ZM204 39H206V38H204ZM211 39L213 40V38H211ZM225 39H226V38H225ZM225 39L223 38V40H225ZM35 40H36V39H35ZM69 40H72V39L70 38ZM81 40H82V39H81ZM206 40H207V39H206ZM219 40H220V39H219ZM221 40H222V39H221ZM221 40H220V41H221ZM226 40L229 41V40H232V39H226ZM263 40H264V39H263ZM12 41H13V40H12ZM51 41H52V40H51ZM66 41H67V40H66ZM66 41H65V42H66ZM124 41H126V40L124 39ZM124 41H123V42H124ZM187 41H188V40H187ZM187 41H186V44L188 43ZM195 41H196V40H195ZM195 41H192V45H193V42L195 43ZM209 41H211V40H209ZM209 41H208V43H209ZM228 41H224V43H225V42L228 43ZM246 41H247V40H246ZM79 42H80V40H79ZM79 42H78V43H79ZM87 42H86V43H87ZM181 42H182V41H181ZM181 42H180V43H181ZM183 42H185L184 39H183ZM202 42H203V36H202V41H201V43H202ZM214 42H215V41H214ZM214 42H212V44H213ZM217 42H218V41H217ZM52 43H53V41H52ZM62 43H63V42H62ZM71 43H72V41H71ZM84 43H85V42H84ZM89 43H88V44H89ZM128 43H130V42H128ZM128 43H127V45H128ZM158 43H159V42H158ZM158 43H157V44H158ZM167 43H165V44H167ZM201 43H200V44H201ZM208 43H207V45H208ZM82 44H83V43H82ZM123 44H125V43H123ZM123 44H122V45H123ZM131 44H132V43H131ZM131 44H130V45H131ZM135 44H136V43H135ZM135 44H134V47H136ZM163 44H164V43H163ZM163 44H162V45H163ZM184 44H185V43H184ZM197 44L199 45V42H198ZM202 44H203V43H202ZM204 44H205V43H204ZM204 44H203V45H204ZM222 44H223V43H221V45H220L221 47H222L223 45L225 46V44H223V45H222ZM241 44H242V43H241ZM241 44H240V45H241ZM259 44H260V43H259ZM41 45L43 46V44H41ZM44 45H45V44H44ZM61 45H62V44H61ZM84 45H86V44H84ZM122 45H121V46H122ZM130 45H129L128 47H132V46H130ZM169 45H170V44H169ZM188 45H189V44H188ZM188 45H186V46H188ZM190 45H191V44H190ZM190 45H189V46H190ZM192 45H191V46H192ZM195 45H196V44H195ZM203 45H202V46H203ZM209 45L211 46V43H210ZM209 45H208V48H211V47H209ZM234 45H235V44H234ZM249 45H250V44H249ZM251 45H252V44H251ZM254 45H255V44H254ZM254 45H252V46H254ZM88 46H89V45H88ZM88 46H86V49H87ZM181 46H183V44H181ZM186 46H184V47H186ZM191 46H190V47H191ZM193 46H194V45H193ZM204 46H206V45H204ZM204 46H203V47H204ZM216 46L218 47L219 45L217 44ZM220 46H219V47H220ZM224 46H223V47H224ZM227 46H228V44H227ZM227 46H226V47H227ZM231 46H232V45H230V48H232ZM244 46H245V48H246V45H244ZM244 46H243V47H244ZM44 47H45V46H43V48H44ZM61 47H62V46H61ZM66 47H67V46H66ZM79 47H80V45H79ZM156 47H157V46H156ZM175 47H176V46H175ZM195 47H196V49H195L196 51H198L197 48H199V47L202 48L201 45H200L199 47H198V46H195ZM235 47H236V46H235ZM237 47H238V46H237ZM240 47L242 48V46H240ZM250 47H251V46H250ZM59 48H60V47H59ZM83 48H84V47H83ZM160 48H162V47L160 46ZM164 48H166V47H163V50H164ZM172 48H173V46H171V50H172ZM179 48H181V47H179ZM191 48H192V47H191ZM200 48H199V51H200ZM204 48H205V47H204ZM206 48H207V47H206ZM206 48H205V50H206ZM212 48H214V47H212ZM215 48H216V47H215ZM227 48H228V47H227ZM227 48H226V49H227ZM238 48H239V47H238ZM247 48H248V47H247ZM256 48H258V47H256ZM19 49H20V48H19ZM50 49H51V48H50ZM50 49H49V51H50ZM74 49H75V50H74ZM78 49H79V48H78ZM81 49H82V48H81ZM90 49H92V48L90 47ZM131 49H132V48H131ZM167 49H168V47L166 48V50H167ZM176 49H177V48H176ZM182 49H183V47H182ZM182 49H181V50H182ZM186 49H187V48H186ZM232 49L234 50V48H232ZM251 49H252V47H251ZM251 49H250V50H251ZM254 49H255V48H254ZM55 50H56V49H55ZM73 50H74V51H73ZM83 50H84V49H83ZM88 50H89V49H88ZM88 50H87V51H88ZM126 50H128V48H126ZM129 50H130V48H129ZM129 50H128V51H129ZM133 50H134V48H133ZM179 50H180V49H179ZM227 50H228V49H227ZM230 50H231V49H230ZM233 50H232V51H233ZM235 50H236V49H235ZM235 50H234V51H235ZM239 50H242V49H239ZM244 50H245V49H243L242 51L244 52ZM252 50H253V49H252ZM57 51H58V49H57ZM85 51H86V50H85ZM85 51H84V52H85ZM128 51H125V52H126V56H127V52H128ZM131 51H132V50H131ZM157 51H158V50H157ZM157 51H156V52H157ZM161 51H162V49L160 50V52H161ZM168 51H169V50H168ZM168 51H167V52H168ZM173 51H174V49H173ZM173 51H172V52H173ZM177 51H178V50H176V53H175V52H173V53L178 54V56H179L180 53H179V52L177 53ZM184 51H185V50H183L182 52L184 53ZM187 51H188V49H187ZM211 51H212V50H211ZM222 51H223V50H222ZM234 51L231 52V53H234ZM237 51H238V49H237ZM245 51H246V50H245ZM22 52H24V51H22ZM50 52H52V51H50ZM55 52H56V51H55ZM63 52H65V51H63ZM77 52H78V51H77ZM80 52H81V51H80ZM82 52H83V51H82ZM132 52H134V51H132ZM153 52H154V51H153ZM156 52H155V54H156ZM172 52H170V53L172 54ZM201 52H202V51H201ZM205 52H206V51H205ZM207 52H208V51H207ZM228 52H229V51H228ZM239 52H241V51H239ZM243 52H242V53H243ZM248 52H249V51H248ZM78 53H79V52H78ZM164 53H165V52H164ZM188 53H189V52H188ZM226 53H227V52H226ZM231 53H230V54H231ZM236 53H237V52H236ZM245 53H246V52H245ZM29 54H30V51H29ZM65 54H66V53H65ZM68 54H71V53H68ZM81 54H82V55H81ZM130 54H131V53H130ZM130 54H129V55H130ZM153 54H154V53H153ZM162 54H163V53H162ZM165 54H166V53H165ZM165 54H164V55H165ZM171 54H169V52H168V55L171 56ZM175 54H174V55H175ZM186 54H187V52H186ZM193 54L196 55V54H198V52H197V53H196V52H195V53L193 52L192 55H193ZM200 54H201V53H200ZM200 54H199V55H200ZM210 54H211V53H210ZM220 54H221V55H220V57H221V56H222V53H220ZM230 54H229V55H230ZM238 54H239V53H238ZM20 55H22V54H20ZM23 55H24V54H23ZM27 55H28V54H27ZM27 55H26V56H27ZM54 55H56V54H54ZM60 55H61V54H60ZM168 55H165V56H168ZM174 55H173V56H174ZM180 55H182V54H180ZM190 55H191V54H190ZM192 55H191V57H192ZM206 55H207V54H206ZM225 55H226V54H225ZM234 55H237V54H234ZM240 55L242 56V54H240ZM244 55H245V54H244ZM246 55H247V54H246ZM2 56H3V55H2ZM14 56H15V55H14ZM29 56H30V55H29ZM31 56H32V54H31ZM31 56H30V57H31ZM131 56H132V55H131ZM133 56H134V55H133ZM153 56H154V55H153ZM153 56H152V57H153ZM158 56H159V54H158ZM158 56H157V57H158ZM162 56H163V55H162ZM178 56H177V57H178ZM188 56H189V55H188ZM202 56H203V55H202ZM212 56L214 57V55H212ZM216 56H218V55H216ZM223 56H224V55H223ZM223 56H222V58L226 57V56H224V57H223ZM21 57H23V56H21ZM30 57H29V58H30ZM64 57H65V56H64ZM64 57H63V58H64ZM168 57H169V56H168ZM175 57H176V55H175ZM180 57H181V56H180ZM182 57H183V55H182ZM182 57H181L180 59H183ZM191 57H189V58H191ZM196 57H197V56H196ZM196 57L194 56L193 58H195V60H196ZM198 57H199V56H198ZM228 57H230V56H228ZM231 57H232V54H231ZM233 57H235V56H233ZM19 58H20V57H19ZM58 58H62V57H59V55H58ZM155 58H156V57H155ZM161 58H162V57H161ZM164 58H166V57H163V60H164ZM184 58H185V57H184ZM186 58H187V56H186ZM186 58H185V60H186ZM193 58L188 59V60H192ZM208 58H209V57H208ZM216 58H217V57H216ZM241 58H243V56H242ZM56 59H57V58H56ZM169 59H170V58H169ZM173 59H174V58H173ZM197 59H198V58H197ZM200 59H201V58H200ZM204 59H205V58H204ZM219 59H220V58H219ZM225 59H226V58H225ZM228 59H229V58H228ZM231 59H232V58H231ZM236 59H237V58H236ZM239 59H240V58H239ZM18 60H19V59H18ZM156 60H157V59H156ZM176 60H177V59H176ZM214 60H215V59H214ZM214 60H212V57H211V59H210L209 61H211V63H212V61H214ZM216 60H217V63H218V59H216ZM233 60H235V59H233ZM62 61H63V60H62ZM161 61H162V60H161ZM166 61H167V60H166ZM171 61H173V60L171 59ZM182 61H183V60H182ZM182 61H181V62H182ZM186 61H187V60H186ZM186 61H185V62H186ZM196 61H198V60H196ZM201 61H203V63H204V60H201ZM221 61H222V60H221ZM223 61H224V59H223ZM226 61H228V60H225V61L223 62V64H224ZM229 61H230V60H229ZM261 61H262V60H261ZM60 62H61V61H60ZM65 62H64V65H65ZM125 62H126V61H125ZM138 62H140V61H138ZM154 62H155V59H154V61H153V65H154ZM156 62H157V61H156ZM156 62H155V63H156ZM162 62H163V61H162ZM176 62H177V61H176ZM178 62H179V61H178ZM178 62H177V64L180 65L181 62H180V63H178ZM189 62L191 63V61H189ZM192 62H193L192 64H194L195 61L193 60ZM199 62H200V60H199ZM242 62H243V61H242ZM262 62H263V61H262ZM128 63H129V62H128ZM128 63H127V64H128ZM158 63H159V62H158ZM158 63H157V65H158ZM171 63H172V62H171ZM173 63H174V62H173ZM11 64H12V63H11ZM116 64H117V65H116ZM127 64H126V65H127ZM131 64H133V63L131 62ZM149 64H150V63H149ZM151 64H152V63H151ZM151 64H150V65H151ZM161 64H163V63H159V65H161ZM164 64H165V63H164ZM168 64H169V62H168ZM187 64H188V63H187ZM192 64H191V66H192ZM199 64L202 65V63H199ZM208 64H210V63L208 62ZM218 64H220V61H219ZM225 64H226V63H225ZM61 65H62V63H61ZM124 65H125V63H124ZM126 65H125V66H126ZM128 65L131 66L130 63H129ZM128 65H127V66H128ZM133 65H135V64H133ZM133 65H132V66H133ZM137 65L139 66V63H138ZM169 65H170V64H169ZM182 65H184V62H183ZM194 65H196V64H194ZM201 65H200V66H201ZM216 65H217V64H216ZM221 65H222V62H221ZM122 66H123V65H122ZM129 66H128V67H129ZM155 66H156V65H155ZM161 66H162V65H161ZM167 66H168V65L166 64V67H167ZM175 66H176V65H175ZM187 66H188V68H189L190 65L188 64ZM196 66H197V65H196ZM198 66H199V65H198ZM202 66L204 67V65H202ZM207 66H209V65H207ZM218 66H219V65H218ZM238 66H239V65H238ZM120 67H121V66H120ZM120 67H118V68H120ZM171 67H172V65H171ZM178 67H179V66H178ZM184 67H185V65L183 66V68H184ZM192 67H193V66H192ZM203 67H202V68H203ZM205 67H206V62H205ZM211 67H212V65L210 66V68H211ZM214 67L216 68L215 65H214ZM214 67H213V68H214ZM219 67H220V66H219ZM9 68H10V67H9ZM65 68H66V67H65ZM124 68H125V67H124ZM124 68H123V69H124ZM130 68H133V67H130ZM147 68H148V67H147ZM149 68H150V69H149ZM149 68H148L149 70L147 69V70H148V75H146V74H147V73H145L146 71L144 72L145 74H144V73H141V72H140L141 70L139 69V70H140V71H139V70H138V67H137V70L140 72V73H139V72L136 70V68H135V70H136L137 72H131L132 75H131V77H130V80H129V79H127V80H129V82H131L130 84L134 83L133 86H136L135 83L137 84V82H138V83H139V82L141 83L142 81H143V82H148V85H149V81H152V82H153V80H154V82L156 81L158 84H162L163 82H165V80L170 79V77L172 78V74H173V73H172V74H168V73H167L169 76H170V75H171V76H170L169 78L166 77V78H168V79H165V80L163 81V77H164V76L162 77V76L160 75L162 72H161V71H160L161 73L159 72V70H160L159 68H158V70H157L156 67H154V68L152 67V68H151V66H150ZM161 68H162V67H161ZM174 68H175V67H174ZM186 68H187V67H186ZM194 68H196V67H194ZM210 68H209V69L207 68V69L209 70V72H210L211 70H213L212 68H211V70H210ZM215 68H214V69H215ZM220 68L222 69V67H220ZM0 69H1V68H0ZM2 69H3V68H2ZM25 69H26V68H25ZM25 69H24V70H25ZM114 69H115V68H114ZM127 69H129V68H127ZM145 69H146V68H145ZM162 69H165V68H162ZM162 69H161V70H162ZM177 69H178V68H177ZM203 69H205V68H203ZM203 69H202V70H203ZM229 69H230V68H229ZM3 70H5V68H4ZM6 70H7V72L10 71V69L8 70L7 68H6ZM22 70H23V69H22ZM54 70H55V69H54ZM56 70H57V69H56ZM119 70H120V69H119ZM121 70H122V69H121ZM121 70H120V71H121ZM165 70H166V69H165ZM171 70H172V69H171ZM171 70H170V73H171ZM173 70H174V69H173ZM173 70H172V71H173ZM175 70H176V69H175ZM175 70H174V71H175ZM180 70H181V68H180ZM180 70H179V71H180ZM183 70H184V69H183ZM187 70H188V69H187ZM190 70H191V69H190ZM199 70H201V69L199 68ZM219 70H220V69H218V71H219ZM222 70H223V69H222ZM0 71H1V70H0ZM25 71H26V70H25ZM64 71H65V70H63V72H64ZM72 71H71V72H72ZM113 71H114V70H113ZM117 71H118V69H117ZM129 71H132V70H129ZM129 71H127V72H129ZM143 71H144V70H143ZM143 71H142V72H143ZM176 71H177V70H176ZM184 71H185V70H184ZM195 71H196V70H195ZM197 71H198V69H197ZM204 71H206V70H204ZM213 71H215V70H213ZM218 71H216V73H217ZM220 71H221V70H220ZM220 71H219V72H220ZM2 72H5V71H2ZM7 72H5V73H7ZM21 72H22V71H21ZM38 72H39V71H38ZM63 72H62V73H63ZM115 72H116V71H115ZM127 72H126V73H127ZM168 72H169V71H168ZM191 72H192V70H191ZM198 72H199V71H198ZM230 72H231V71H230ZM235 72H236V70H235ZM22 73H24V72H22ZM56 73H57V72H56ZM66 73H67V72H66ZM66 73H65V74H66ZM106 73H105V74H106ZM126 73H125V75H126ZM182 73H183V72H182ZM185 73H186V72H185ZM188 73L191 74L190 72H188ZM201 73H202V72H201ZM204 73H205V72H204ZM212 73H213V72H212ZM214 73H215V72H214ZM221 73H223V72H221ZM221 73H220V74H221ZM245 73H246V72H245ZM1 74H2V73H1ZM18 74H20V73H18ZM57 74H58V73H57ZM57 74H56V75H57ZM71 74H72V73H71ZM83 74H82V75H83ZM112 74H113V73H112ZM114 74H115V73H114ZM121 74H122V73H120L119 75H121ZM180 74H181V73H180ZM180 74H179V72H178V74L176 73V75H179L178 80H179V78H180ZM192 74H194V71H193ZM248 74H249V72H248ZM2 75H3V74H2ZM2 75H1V76H2ZM24 75H25V74H24ZM62 75H64V74H62ZM125 75H124V76H125ZM164 75H165V74H164ZM186 75H187V74H186ZM198 75L200 76V74H198ZM210 75H212V74L209 73V77H210ZM214 75H215V74H214ZM249 75H250V74H249ZM249 75H248V76H249ZM253 75H254V74H253ZM64 76H66V75H64ZM67 76H68V74H67ZM73 76H74V75H73ZM83 76H84V75H83ZM103 76H104V75H102V77H103ZM106 76H107V75H106ZM114 76H115V75H114ZM165 76H166V75H165ZM182 76H184V73L182 74ZM188 76H190V75H188ZM195 76H196V79L199 78V77L197 76V74H195L194 77H192V75H191V78H195ZM201 76H202V75H201ZM201 76H200V77H201ZM204 76H205V75H204ZM212 76H213V75H212ZM215 76L217 77V74H216ZM226 76L229 78V76H228L227 74H226ZM231 76H232V77H234V76L236 77V76H238V75L236 74V75L233 76L232 73H231ZM245 76L247 77V75H245ZM250 76H252V75H250ZM255 76H256V75H255ZM255 76H254V77H255ZM78 77H79V76H78ZM84 77L87 78L88 76L86 77V75H85ZM91 77H90V78H91ZM95 77H96V76H95ZM99 77H100V76L98 75L97 78H99ZM110 77H111V76H110ZM120 77H121V76H119L118 79H119ZM125 77H126V76H125ZM174 77L177 78V76H174ZM174 77H173V79H174V82H175L176 80H175ZM209 77H208V78H209ZM220 77H222V76L220 75ZM232 77H231V78H232ZM252 77H253V76H252ZM256 77H257V76H256ZM256 77H255V78H256ZM73 78H74V77H73ZM82 78H83V77H82ZM88 78H89V77H88ZM88 78H87V79H88ZM92 78H93V77H92ZM104 78H105V77H104ZM122 78H123V75H122ZM127 78H128V77H127ZM182 78H184V77H181L180 81L183 80ZM189 78H190V77H189ZM189 78H188V79H189ZM203 78H205V77H202V81L204 82ZM214 78H215V77H214ZM225 78H226V77H225ZM238 78H241V77L238 76ZM247 78H248V77H247ZM263 78H264V77H263ZM70 79H71V77H70ZM74 79H75V78H74ZM80 79H81V77H80ZM80 79H79V80H80ZM95 79H96V78H95ZM111 79H113V78H111ZM114 79H115V77H114ZM114 79H113V81H114ZM200 79H201V78H200ZM210 79H211V78H210ZM216 79H218V78H216ZM216 79H215V80H216ZM219 79H222V81H223L224 78H219ZM232 79H233V78H232ZM235 79H236V78H234V81H235ZM243 79H244V78H242V81H243ZM248 79H249V78H248ZM256 79H257V78H256ZM256 79H255V80H256ZM59 80H60V79H59ZM75 80H76V79H75ZM79 80H77V81H79ZM90 80H91V79H90ZM104 80L107 81V77H106V79H104ZM104 80H103V81H104ZM178 80H177V81H178ZM185 80H187V77H186ZM194 80H195V79H193V81H194ZM207 80H208V79H207ZM207 80H206V81H207ZM212 80H213V79H212ZM212 80H211V81H212ZM215 80H214V81H215ZM228 80H229V79H228ZM228 80H227V82H228ZM236 80H237V79H236ZM246 80H247V79H246ZM255 80L251 78V80H249V82L246 83L247 85L245 86V96L247 95V96H249V97H251V98L256 97V99L258 100V105H259V107H261V109L264 111V83H263L264 81L262 80V83H261V82L259 83V82H257V80H256V81H255ZM83 81H84V80H83ZM125 81H126V80H125ZM169 81H170V80H169ZM169 81H168V82H169ZM171 81H172V79H171ZM177 81H176V82H177ZM187 81H188V80H187ZM202 81H201V82H202ZM211 81H210V83H211ZM230 81H231V80H230ZM232 81H233V80H232ZM232 81H231V82H232ZM234 81H233V83H234ZM237 81H238V84H240V83H239L240 80H237ZM244 81H245V79H244ZM259 81H260V79H259ZM79 82H80V81H79ZM94 82H95V81H94ZM97 82H98V81H97ZM107 82H109V81H107ZM115 82H116V80H115ZM117 82H118V80H117ZM117 82H116V84H117ZM127 82H128V81H127ZM174 82H173V83H174ZM190 82H191V80H190ZM190 82H188V83L186 82V84H189ZM203 82H202V83H203ZM215 82H216V81H215ZM218 82H219V80H218ZM225 82H226V80H224V82H222L223 85H224ZM124 83H125V82H124ZM140 83H139V84H140ZM166 83H167V82H166ZM166 83H165V84H166ZM181 83H182V82H181ZM192 83H193V82H192ZM192 83H191V85H192ZM207 83H208V82H207ZM207 83L205 82L206 85H207ZM210 83H209V84H210ZM228 83H229V82H228ZM228 83H227V84H228ZM233 83H230V85L232 84V86H233ZM244 83H245V82H244ZM87 84H88V83H87ZM90 84H91V83H90ZM105 84H106V83H105ZM113 84H114V82H113ZM125 84H126V83H125ZM150 84H151V87L153 88L155 83H154L153 85H152V83H150ZM158 84H157V85H158ZM163 84H164V83H163ZM174 84H176V83H174ZM196 84H199V83L196 82ZM209 84H208V85H209ZM220 84H221V83H219V85H220ZM93 85H94V83H93ZM98 85H99V84H98ZM107 85H108V84H107ZM142 85H145V83L142 84ZM142 85H140V86H142ZM157 85H156V86H157ZM166 85L169 86V87L173 86L171 83H170V85H168V83H167ZM191 85H190V88L193 86V85H192V86H191ZM194 85H195V84H194ZM201 85H203V84H201ZM206 85H205V87H206ZM213 85H214V84H213ZM213 85H212V86H213ZM219 85L216 84V87L219 86ZM223 85H222L221 88H223ZM242 85H244V84H242ZM90 86L92 87V85H90ZM95 86H96V85H95ZM100 86H102V85H100ZM109 86H110V84H109ZM111 86H112V85H111ZM113 86H114V85H113ZM113 86H112V87H113ZM116 86H117V85H116ZM118 86H119V85H118ZM129 86H130V85H129ZM129 86H127V87H128V88L133 87V86H130V87H129ZM145 86H147V85H145ZM145 86H142V87L144 88ZM163 86H165V85H163ZM163 86H162V87H163ZM178 86H180V85H178ZM182 86H183V85H182ZM182 86H181L180 91L182 90ZM185 86H187V85H185ZM188 86H189V85H188ZM196 86H197V85H196ZM198 86H199V85H198ZM210 86H211V85H210ZM226 86H227V89H226L225 91L222 89L224 92L221 91L220 89L218 90V89L215 87L216 90H218L216 93H218L219 91H220V92H223V93H218L219 95H218L216 98H214V99H211V98H210L211 100H209V98H206V99H205V103H203V104H204L203 106H205V109H206V108H212V106H213L215 103H217L218 101H222L221 104L223 103V105H224L225 103H228V102H229L228 99H229V95H230V93H231V91H230L231 88L229 87V88H230V89H229V88H228V85H226ZM237 86H238V85H237ZM86 87H87V86H86ZM127 87H126V88H127ZM136 87H139V85L136 86ZM148 87H149V86H148ZM157 87H158V86H157ZM175 87H176V85H175ZM175 87H174V88H175ZM202 87H203V86H202ZM205 87H204V88H205ZM224 87H225V86H224ZM238 87H239V86H238ZM140 88H141V87H140ZM158 88H159V87H158ZM163 88H165V87H163ZM171 88H172V90H174L173 87H171ZM178 88H179V87H178ZM183 88H185V87H183ZM187 88H188V87H187ZM187 88H186V89H187ZM197 88H199V87H197ZM200 88H201V86H200ZM200 88H199V89L194 88L195 90H194V89H190V91L192 90L191 92H189V89H188V91H185L186 93H187V92L189 93V94L187 93V94H188L187 96H189V98L192 99L191 101H193V100H196V101L198 100V101H199V99H202V98H203V95H204V94L202 95V89L200 90ZM204 88H203V89H204ZM206 88H207V87H206ZM215 88H214V90H215ZM232 88H234V87H232ZM235 88H236V87H235ZM92 89H93V88H92ZM92 89H90V90H92ZM102 89H103V87H102ZM120 89H121V88H120ZM124 89H125V88H124ZM130 89H131V88H130ZM133 89H134V88H133ZM147 89H148V88H147ZM150 89H151V88H150ZM165 89H166V88H165ZM167 89H168V88H167ZM167 89H166V90H167ZM169 89H170V88H169ZM175 89H176V88H175ZM240 89H241V87H240ZM70 90H71V89H70ZM104 90H105V89H104ZM109 90H110V89H109ZM113 90H114V89H113ZM127 90H128V89H127ZM140 90H142V89H139V91H140ZM143 90H144V89H143ZM161 90H162V88L160 89V91H161ZM166 90H163V91H164V92H163V95H166V96H167V98L165 97V98L167 99V100H166L167 102L163 101L162 98H158V97H157V94L160 92V91H159L157 94L155 93V94H156V97L154 98V100H152L153 102L150 103V104H152V107H153V109H152V107H151V110H152V111H155V113H160V112H163V111H164L163 114L166 112L167 114L170 115L171 113H174L173 111H175V109L172 110V107L170 106V102H171L170 100H172V99L174 98V95H173L174 93L171 94L172 92L170 93V91H168V90L166 91ZM183 90H184V89H183ZM207 90H208V88H207ZM233 90H234V89H233ZM233 90H232V91H233ZM235 90H237V88H236ZM241 90H242V89H241ZM243 90H244V89H243ZM98 91H99V90H98ZM107 91H108V90H107ZM107 91H106V92H107ZM137 91H138V90H137ZM209 91H210V90H209ZM211 91H212V90H211ZM90 92L92 93V91H90ZM102 92H104V91H102ZM102 92H101V93H102ZM112 92H113V91H112ZM122 92H123V91H122ZM124 92H125V91H124ZM127 92H128V91H127ZM127 92H126V93H127ZM145 92H146V91H145ZM145 92H144V95H147V94H145ZM147 92H148V91H147ZM156 92H157V91H156ZM178 92H179V91H178ZM182 92H184V91H182ZM185 92H184V93H185ZM204 92L206 93V90H205ZM107 93H108V92H107ZM126 93H125V94H126ZM129 93H131L130 90H129ZM134 93L137 94V95H139V93H136V92H135V89H134V91H133L132 94H134ZM142 93H143V91L141 92V94H142ZM212 93H213V91H212ZM214 93H215V92H214ZM216 93H215V94H216ZM233 93H234V91H233ZM233 93H232V94H233ZM241 93H242V91H241ZM243 93H244V92H243ZM97 94H99V93H97ZM115 94H117V93L115 92ZM125 94H124V95H125ZM155 94H153V95H155ZM161 94H162V93H161ZM179 94H180V93H179ZM103 95H104V93H103ZM117 95H118V94H117ZM124 95H123V96H124ZM128 95H129V94H127V96H128ZM148 95H149V93H148ZM150 95H152V94H150ZM163 95H162V97H163ZM177 95H178V94H177ZM177 95H176V96H177ZM207 95H208V94H207ZM216 95H217V94H216ZM101 96H102V95H100V97H101ZM121 96H122V93H121ZM127 96H125V98H126ZM130 96H131V94H130ZM132 96H134V95H132ZM135 96H136V95H135ZM139 96L142 97V95H139ZM212 96H213V95H212ZM242 96H244V95H242ZM72 97H73V96H72ZM141 97H140V98H141ZM146 97H147V96H146ZM146 97H145V98H146ZM149 97H150V96H149ZM159 97H160V96H159ZM179 97H180V95H179ZM185 97H186V96H185ZM205 97H206V96L204 95V98H205ZM230 97H231V96H230ZM239 97H240V96H239ZM108 98H109V97H108ZM116 98H119V99H120V96H118V97H116ZM123 98H124V97H122V101H121V102L124 101ZM127 98H128V101H129V100H131L133 97H131V99H130L129 97H127ZM136 98H138V97H136ZM143 98H144V97H143ZM152 98H153V97H152ZM176 98H177V97H175V99H176ZM181 98H182V97H181ZM186 98H187V97H186ZM186 98H185V99H186ZM240 98H241V97H240ZM243 98H244V97H243ZM243 98H241V99H243ZM251 98H248V99H251ZM2 99H3V98H2ZM163 99H164V97H163ZM187 99H188V98H187ZM190 99H188L187 101H189ZM207 99H208L209 101H208ZM234 99H235V98H234ZM100 100H101V99H100ZM104 100H105V99H104ZM107 100H108V99H107ZM107 100H106V101H107ZM114 100H115V99H114ZM116 100H118V99H116ZM134 100H136L135 97H134ZM138 100H139V98H138ZM144 100H145V99H144ZM146 100H147V99H146ZM173 100H174V99H173ZM202 100L204 101V99H202ZM202 100H200V102H202ZM206 100H207V102H206ZM126 101H127V100H126ZM136 101H137V100H136ZM178 101L180 102V100H178ZM178 101L176 100L177 103H178ZM184 101H185V100H184ZM184 101H182V102H184ZM198 101H197V102H198ZM240 101H241V100H240ZM252 101H253V100H252ZM103 102H105V101H103ZM116 102H117V101H116ZM118 102H119V101H118ZM124 102H125V101H124ZM130 102H131V101H130ZM145 102H146V101H145ZM145 102H144V103H145ZM174 102H175V100H174ZM193 102H195V101H193ZM224 102H225V103H224ZM241 102H242V101H241ZM247 102H248V100H247ZM256 102H257V101L255 100V102H254L255 105L252 106L253 104H251L250 106L255 107L256 104H257ZM105 103H106V102H105ZM105 103H104V104H105ZM107 103H108V102H107ZM126 103L128 104L129 102H126ZM133 103H134V102H133ZM133 103H130V104H132V105H131L132 109H134V108H133L134 106H138V104H139V103H138V104L136 105L137 102H135V104H134V106H133ZM144 103H142V104H144ZM171 103H173V102H171ZM195 103H196V102H195ZM198 103H199V102H198ZM198 103H196V106H197ZM230 103H232V102L230 101ZM230 103H229V105H230ZM234 103H236V102L234 101ZM234 103H233V104H234ZM239 103H240V102H238L236 105H238ZM244 103H245V102H244ZM250 103H252V102H250ZM250 103H249V104H250ZM104 104L102 103V105H104ZM124 104H125V103H124ZM147 104H148V103H147ZM174 104H175V103H174ZM174 104H173V105H174ZM193 104H194V103H193ZM199 104H200V103H199ZM217 104H218V103H217ZM217 104H215V105L217 106ZM249 104H248V106H249ZM144 105H145V104H144ZM144 105H143V106H144ZM215 105H214V107H216ZM218 105H220V103H219ZM223 105H220V106L223 107ZM229 105H226V107L229 106ZM239 105H240V104H239ZM242 105H243V104L241 103L240 107H241ZM246 105H247V103H246ZM95 106H96V105H95ZM128 106H129V104L127 105V107H128ZM149 106H151V105H149ZM149 106H148V107H149ZM196 106H195V107H196ZM234 106H235V104H234ZM244 106H245V105H244ZM248 106H247V107H248ZM127 107H125V108H127ZM129 107H130V106H129ZM131 107H130V108H131ZM139 107H140V106H139ZM139 107H137V110H138ZM199 107H200V106H199ZM201 107H202V104H201ZM222 107H220V108H221V109H224V108H222ZM229 107L231 108V106H229ZM237 107H239V106H237ZM237 107H234V108H236V110H237ZM240 107H239V109H240ZM252 107H250V108L252 109ZM42 108H43V107H42ZM96 108H97V107H96ZM121 108H122V107H121ZM178 108H179V107H178ZM197 108H198V107H197ZM197 108H196V109H197ZM220 108H217V109L219 110ZM234 108H233V109H234ZM241 108H242V107H241ZM243 108H244V107H243ZM39 109H40V108H39ZM135 109H136V108H135ZM139 109H140V108H139ZM141 109H142V108H141ZM176 109H177V108H176ZM184 109H185V108H184ZM226 109H227V108H226ZM245 109H248V108L245 107ZM255 109H258V108H255ZM255 109H254V110H255ZM259 109H260V108H259ZM42 110H43V109H41V111H42ZM98 110H99V108H98ZM109 110H110V109H109ZM124 110H126V109H123V111H124ZM200 110L202 111V109H200ZM211 110H212V109H211ZM214 110H215V108H214ZM214 110L211 111V112H214ZM218 110H217V111H218ZM224 110H225V109H224ZM231 110H232V109H231ZM231 110H230V111H231ZM252 110H253V109H252ZM254 110L248 112L247 115L244 114V112H240V113H238V114L236 115V117L234 118L233 123H235V124L238 125L239 122H242L243 120H245V119L247 120V119H248V120L250 121V122L247 121V123H249V125H250V123H252V124L255 123V124H257V126L259 127L260 124L258 123V119L260 118V117H259L260 115L258 116V118H256L258 114H257V112H256V114H257V115H256L255 112H254ZM262 110H261V111H262ZM71 111H72V110H71ZM119 111H122V110H119ZM128 111H129V109L126 110L127 114H128V113H131L132 110H131L130 112H128ZM134 111H136V110H133L132 113H133ZM176 111H177V110H176ZM193 111H194V110H193ZM197 111L199 112V110H197ZM215 111H216V110H215ZM217 111H216V113H217ZM220 111H223V110H220ZM220 111H219V113H221ZM238 111H239V110H238ZM245 111H246V110H245ZM255 111H256V110H255ZM259 111H260V110H259ZM37 112H40V111L37 110ZM177 112H178V111H177ZM179 112H180V110H179ZM202 112H206V111H202ZM207 112H208V110H207ZM224 112H225V111H224ZM227 112H228V111H227ZM235 112H237V111H235ZM42 113H43V112L40 113L41 116H42ZM124 113H125V112H124ZM180 113H181V112H180ZM180 113H179V114H180ZM216 113H215V115H216ZM225 113H226V112H225ZM245 113H246V112H245ZM259 113H260V112H259ZM261 113L264 114V112H261ZM125 114H126V113H125ZM125 114L122 115V116H123V117H124V116L129 117L128 115H130V114H128V115L126 114V115H125ZM133 114H135V112H134ZM160 114H162V113H160ZM163 114H162V115H163ZM182 114H183V113H182ZM210 114H211V113H210ZM213 114H214V113H213ZM223 114H224V113H223ZM111 115H112V114H111ZM136 115H138V114H136ZM136 115H135L134 118H137ZM153 115H154V114H153ZM157 115H158V114H157ZM162 115H161V116H162ZM175 115H177V114H175ZM183 115H184V114H183ZM183 115H182V116H183ZM200 115H201V114H200ZM211 115H212V114H211ZM215 115H214V116H215ZM219 115H220V114H219ZM226 115H227V117H229L228 114H226ZM261 115H262V114H261ZM38 116H39V114H38ZM155 116H156V114H155ZM155 116H154L153 118L156 119V118H157L158 116H160V115H158V116H156V117H155ZM214 116H213V117H214ZM131 117L133 118V116H131ZM150 117H151V116H150ZM162 117H163V116H162ZM165 117H167L166 114H165ZM165 117H164V118H165ZM170 117H173V116H170ZM177 117H178V116H177ZM177 117H176V118H177ZM179 117L181 118V116H179ZM179 117H178V118H179ZM125 118H126V117H125ZM132 118H128V119L131 120ZM153 118H152V119H153ZM159 118H160V117H159ZM168 118H169V116H168ZM176 118H175V119H176ZM178 118H177V119H178ZM183 118H184V117H183ZM16 119H17V118H16ZM137 119H138V118H137ZM152 119H151V120H152ZM162 119H163V118H162ZM170 119H172V118H170ZM185 119H186V118H185ZM225 119H226V118H225ZM227 119H228V118H227ZM261 119H262V118H261ZM21 120H22V119H21ZM139 120H140V119H139ZM139 120H138V121H139ZM153 120H154V119H153ZM156 120H157V119H156ZM164 120H165V119H164ZM173 120H174V119H173ZM173 120H172V121H173ZM181 120H182V118H181L180 121H179L180 123H181ZM228 120H229V119H228ZM228 120H227V122H228ZM263 120H264V119H263ZM1 121H2V120H1ZM135 121H136V120H135ZM154 121H155V120H154ZM157 121H158V120H157ZM165 121H166V120H165ZM165 121H164V122H165ZM176 121H177L176 123H178V120H176ZM212 121H213V120H212ZM231 121H232V120H231ZM164 122H163V123H164ZM174 122H175V121H174ZM245 122H246V121H245ZM0 123H1V122H0ZM229 123H231V122H229ZM243 123H244V121H243ZM262 123H263V122H262ZM1 124H2V123H1ZM1 124H0V127L2 126ZM171 124H172V123H171ZM174 124H175V123H174ZM174 124H173V126H174ZM182 124H183V123H182ZM235 124H234V125H235ZM244 124H245V123H244ZM255 124H253V125H255ZM258 124H259V125H258ZM3 125L8 126L9 124L6 125V123H5V124H3ZM39 125H40V124H39ZM231 125H232V123H231ZM261 125H264V123L261 124ZM12 126H13V125H12ZM12 126H11V127H12ZM50 126H51V125H50ZM176 126L179 127L178 125H176ZM2 127H3V126H2ZM127 127H128V126H127ZM181 127H182V126H181ZM181 127H180V128H181ZM222 127H223V126H222ZM234 127H235V126H234ZM246 127H247L248 129H250V127H248L247 125H246ZM254 127H255V126H254ZM6 128H7V127H5V129H6ZM93 128H94V127H93ZM180 128H179V129H180ZM192 128H193V127H192ZM192 128H191V129H192ZM235 128H236V127H235ZM255 128H256V127H255ZM262 128H263V127H262ZM8 129H9V128H8ZM152 129H153V128H152ZM179 129H178V130H179ZM194 129H195V128H194ZM200 129H201V128H200ZM214 129H215V128H214ZM236 129H238V127H237ZM260 129H261V128H260ZM134 130H135V129H134ZM165 130H166V129H165ZM181 130H182V128H181ZM188 130H189V129H188ZM203 130H204V129H203ZM234 130H235V129H234ZM239 130H242V128L239 129ZM258 130H259V129H258ZM262 130H263V129H262ZM11 131H13V130H11ZM11 131H10V132H11ZM175 131H176V130H175ZM183 131H184V130H183ZM189 131H190V130H189ZM200 131H202V130H200ZM242 131H243V130H242ZM251 131L254 132L255 130H251ZM7 132H8V131H7ZM7 132L4 131L3 128H0V149H1V145H2V146H3V145L5 146V145H7V144H9V143L11 142V141H10L9 143H7V142L9 141V138H8V136H7V134H8ZM202 132H203V131H202ZM255 132H256V131H255ZM260 132H261V131H260ZM263 132H264V130H263ZM171 133H172V132H171ZM171 133H170V134H171ZM175 133H176V132H175ZM178 133H179V132H178ZM190 133H191V132H190ZM209 133H210V132H209ZM44 134H45V133H44ZM103 134H104V133H103ZM106 134H107V133H106ZM179 134H180V133H179ZM218 134H219V131H218ZM218 134H217V135H218ZM222 134H223V133H222ZM247 134H248V133H247ZM251 134H252V132H251ZM251 134H250V132H249V135H251ZM256 134H257V133H256ZM188 135H189V134H188ZM193 135H194V134H193ZM200 135H201V134H200ZM214 135H215V134H214ZM223 135H224V134H223ZM223 135H222V136H223ZM236 135H237V134H236ZM241 135H242V134H241ZM257 135H258V134H257ZM191 136H192V135H191ZM195 136H198V133H197ZM215 136H216V135H215ZM215 136H214V137H215ZM239 136H240V135H239ZM246 136H247V135H246ZM193 137H194V136H193ZM193 137H192V138H193ZM214 137H213V138H214ZM220 137H221V136H220ZM226 137H227V136H226ZM254 137H255V136H254ZM263 137H264V136H263ZM184 138H185V137H184ZM194 138H195V137H194ZM194 138H193V139H194ZM215 138H216V137H215ZM233 138H234V137H233ZM241 138H242V137H241ZM257 138H258V137H257ZM260 138H262V137H259V139H260ZM17 139H18V138H17ZM189 139H191V138L189 137ZM224 139H225V138H224ZM226 139H227V138H226ZM229 139H230V138H229ZM231 139H232V138H231ZM13 140H14V139H13ZM26 140H27V139H25V141H26ZM202 140H203V139H202ZM205 140H206V138H205ZM211 140H212V138H211ZM213 140H215V139H213ZM216 140H217V139H216ZM219 140H221V139L219 138ZM241 140H242V141H239V144H242V145L244 146L243 149L246 148V149L248 150L249 154H251V155H252V154H253V155H257L258 158H260L261 160L264 159V141H263V142H262V141H258V142H256L255 139H254L252 136H251V137H249V136H248V137H244V138L241 139ZM192 141H193V140H192ZM196 141L198 142L197 139H196ZM223 141H225V140H223ZM232 141H233V140H232ZM236 141H238V140L236 139ZM236 141H234V142H236ZM27 142H28V141H27ZM199 142H200V141H199ZM213 142H214V141H213ZM217 142H218V141H217ZM226 142H227V141H226ZM24 143H26V142H24ZM200 143H202V142H200ZM200 143H199V144H200ZM204 143L206 144V142H204ZM230 143H231V141H230ZM19 144H20V143H18V145H19ZM22 144H23V143H22ZM26 144H27V143H26ZM26 144H25V145H26ZM55 144H56V143H55ZM195 144H196V143H195ZM211 144H212V143H211ZM211 144H210L209 146H212ZM215 144H216V142H215ZM217 144H218V143H217ZM217 144H216V145H217ZM219 144H220V143H219ZM219 144H218V145H219ZM224 144H225V143H224ZM224 144H223V145H224ZM226 144H227V145H230V144H229V141H228ZM232 144H236V143H232ZM16 145H17V144H16ZM16 145H15V146H16ZM18 145H17V146H18ZM186 145H187V144H186ZM203 145H204V144H203ZM203 145H202V146H203ZM213 145H214V144H213ZM223 145H222V143H221V147H223ZM227 145H224V146H227ZM7 146H9V145H7ZM13 146H14V145H13ZM13 146H12V147H13ZM21 146H22V145H20V147H19L20 150L18 149L19 151H21ZM204 146H205V145H204ZM209 146H208V147H209ZM235 146H236V145H234V148H235ZM238 146H239V145H238ZM9 147H11V146H9ZM77 147H78V146H77ZM199 147H200V146H199ZM213 147L215 148V146H213ZM221 147L219 146L218 148H221ZM228 147H232V146L230 145V146H228ZM4 148H5V147H4ZM6 148H8V147H6ZM6 148H5V150H7ZM60 148H61V147H60ZM204 148H206V147H204ZM237 148H238V147H237ZM239 148H240V147H239ZM13 149H14V148H13ZM13 149H12V150L10 149L9 151L12 152ZM16 149H17V148H16ZM78 149H79V148H78ZM209 149H210V148H209ZM211 149H213V148H211ZM216 149H217V146H216ZM223 149H224V148H223ZM228 149H231V148H228ZM228 149H227V151H228ZM235 149H236V148H235ZM3 150H4V149H3ZM22 150H23V147H22ZM237 150H238V149H237ZM241 150H242V149H241ZM0 151H1V150H0ZM7 151H8V150H7ZM231 151L233 152V150H231ZM238 151H239V150H238ZM242 151H244V150H242ZM1 152H2V151H1ZM1 152H0V154H1ZM16 152H17V151H16ZM222 152H224V151H222ZM228 152H229V151H228ZM2 153H3V152H2ZM7 153H8V152H7ZM54 153H55V152H54ZM99 153H100V152H99ZM187 153H188V152H187ZM225 153H226V152H225ZM236 153H237V152H236ZM14 154H17V153H14ZM48 154H49V153H48ZM51 154H52V153H51ZM132 154H133V153H132ZM222 154H224V153H222ZM228 154H229V153H228ZM231 154H232V153L230 152V156H229V157H227V154H226V155L224 154V156H226V157H224V156L222 155V156H223L222 159H220L221 156H217V157H220V158H219L220 161H219V159H217V160L222 164V166H224V167H222V168H223V170L225 169L226 172H227V171L231 172V170L233 169L232 166L235 165L234 167L236 168V166H237L236 163L240 164L241 160L245 157V156H244V157H243V156H238V157H240V158H242V157H243V158L240 159L239 162H235L234 159H235L236 157H235L234 159H232L233 156H231ZM239 154H240V153H239ZM239 154H238V155H239ZM17 155H18V154H17ZM46 155H47V154H46ZM212 155H213V154H212ZM214 155H215V154H214ZM218 155H220V154H218ZM232 155H234V154H232ZM235 155H237V154H235ZM241 155H242V154H241ZM246 155H247V154H246ZM251 155H250V156H247L246 159H244V162L246 161V163H245L246 166L243 167V169H240V168H239L240 165L237 166V168H236V169H238V168L240 169V170H239V174H238L239 177H237V178L240 179V181H239L240 183H239V184H240L241 187H240V186H239V187L241 188V190H243V192H244V191H245V192L249 191V189H251V187H250V186H251V185H250L251 181H254V180L256 179V178H255L254 180H251V181H248V180H247V178H249V177H248V173L250 172V171H249V170H250V168H249L250 165H249V164H253V166H254V165L258 162V160H255V159L253 158L254 156L252 157ZM15 156H16V155H15ZM22 156H23V155H22ZM47 156H48V155H47ZM53 156H54V155H53ZM119 156H120V155H119ZM131 156H132V155H131ZM0 157H1V156H0ZM2 157H4V156L2 155ZM166 157H167V156H166ZM217 157L215 156V158H217ZM4 158H5V157H4ZM6 158H7V157H6ZM10 158H11V157H10ZM15 158H17V157H15ZM15 158H14V160H15ZM28 158H29V157H28ZM118 158H119V157H118ZM128 158H129V157H128ZM26 159H27V158H26ZM129 159H130V158H129ZM191 159H192V158H191ZM2 160H3V159H2ZM17 160H18V159H17ZM46 160H47V159H45L44 161H46ZM74 160H75V159H74ZM217 160H216V162H217ZM238 160H239V158H238ZM242 161H243V160H242ZM259 161H260V160H259ZM1 162H2V161L0 160V167H1ZM4 162H6V161L4 160ZM18 162H19V160H18ZM42 162H43V161H42ZM46 162H48V160H47ZM126 162H127V161H126ZM219 162H218V163H219ZM244 162H243V164H244ZM262 162H263V161H262ZM25 163H26V162H25ZM40 163H41V162H40ZM40 163H39V164H40ZM218 163H217V164H218ZM254 163H255V164H254ZM258 163H259V162H258ZM39 164H38V165H39ZM221 164H220V165H221ZM241 164H242V163H241ZM247 164H248L249 166H248ZM262 164H263V163H262ZM5 165H6V164H5ZM5 165H4V166H5ZM17 165H18V164H17ZM44 165H45V164H44ZM204 165H205V164H204ZM258 165H259V164H258ZM4 166H3V167H4ZM6 166H7V165H6ZM6 166H5L4 168H6ZM30 166H31V165H30ZM256 166H257V165H256ZM259 166H260V165H259ZM263 166H264V165H263ZM11 167H13V166H11ZM20 167H21V166H20ZM23 167H24V166H23ZM59 167H60V166H59ZM94 167H95V166H94ZM102 167H103V166H102ZM159 167L161 168V166H159ZM217 167H218V166H217ZM217 167H216V168H217ZM241 167H242V166H241ZM254 167H255V166H254ZM254 167H252V168H254ZM257 167H258V166H257ZM8 168H9V167L7 166V169H8ZM13 168H14V167H13ZM31 168H33V167L31 166ZM207 168H208V167H207ZM219 168H221V167L219 166ZM261 168L263 169V167H261ZM7 169H6V172H8ZM34 169H35V168H34ZM37 169H38V168H37ZM37 169H35V170H37ZM40 169H41V168H40ZM51 169H52V168H51ZM205 169H206V168H205ZM256 169H259V168H256ZM262 169L259 170V171H262ZM2 170H3V168H2ZM32 170H33V169H32ZM159 170H160V169H159ZM162 170H163V168H162ZM225 170H224V171H225ZM252 170H254V169H252ZM62 171H63V170H62ZM152 171H154V170H152ZM216 171H217V169H216ZM221 171H222V170H221ZM233 171H235V170H233ZM233 171H232V172H233ZM3 172H4V174H5V171H3ZM34 172H35V171H34ZM37 172H38V171H37ZM64 172H65V171H64ZM129 172H130V171H129ZM131 172H133V171L131 170ZM217 172H218V171H217ZM236 172H237V171H236ZM59 173H61V172H59ZM87 173H88V172H87ZM95 173H96V172H95ZM151 173H152V172H151ZM159 173H161V172L157 171V172H155V173L153 174V176H152V174H150V175L154 178V181H155V182L159 180ZM175 173H176V172H175ZM205 173L207 174L206 171H205ZM205 173H204V174H205ZM220 173H221V172H220ZM234 173H235V172H234ZM234 173H233V174H234ZM258 173H261V177H262L261 181L263 180V182H262V183L259 182V184H263V183H264V177H263L264 174H263V176H262V172H258ZM263 173H264V171H263ZM4 174L2 173V175H1V169H0V175L3 176V178L5 179ZM6 174H7V173H6ZM6 174H5V176H6ZM83 174H84V173H83ZM193 174H194V173H193ZM209 174H212V173H209ZM214 174H215V172H214ZM218 174H219V173H218ZM226 174H229V173H226ZM65 175H66V174H65ZM77 175H79V174H77ZM77 175H76V176H77ZM85 175H86V174H85ZM85 175H84V176H85ZM129 175H130V174H129ZM132 175H133V173L131 174V176H132ZM163 175H164V174H163ZM194 175H195V174H194ZM202 175H203V174H202ZM221 175H222V174H221ZM231 175H232V173H231ZM238 175H237V176H238ZM251 175H252V173H251ZM1 176H0V177H1ZM59 176H60V175H59ZM62 176L64 177V175H62ZM66 176H67V175H66ZM68 176H69V175H68ZM84 176H83V177H84ZM199 176H201V175H199ZM204 176H205V175H204ZM211 176H212V175H211ZM222 176H223V175H222ZM222 176H220V177H222ZM226 176H227V175H226ZM253 176H254V175H253ZM255 176L257 177V175H255ZM38 177H39V176H38ZM48 177H49V176H48ZM69 177H70V176H69ZM79 177H81V176H79ZM79 177H78V178H79ZM83 177H82V178H83ZM86 177H87V176H86ZM160 177H161V175H160ZM215 177H218V176L216 175ZM224 177H225V176H224ZM250 177H251V176H250ZM46 178H47V177H46ZM49 178H50V177H49ZM51 178H53V177L51 176ZM76 178H77V177H76ZM76 178H75V180L72 181V182L75 183V181L78 179V178H77V179H76ZM84 178H85V177H84ZM84 178H83V179H84ZM190 178H191V177H190ZM234 178H235V177H234ZM237 178H236V179H237ZM257 178H258V177H257ZM0 179H1V178H0ZM27 179H28V178H27ZM37 179H38V178H37ZM64 179H65V177H64ZM73 179H74V178H73ZM85 179H86V178H85ZM85 179H84V180H85ZM150 179H151V177H150ZM160 179H161V178H160ZM195 179H196V178H195ZM198 179H199V178H198ZM200 179H201V178H200ZM200 179H199V180H200ZM221 179H223V178H220V181H222ZM231 179H232V178H231ZM249 179H250V178H249ZM259 179H260V178H259ZM52 180H53V179H52ZM52 180H50V181H52ZM59 180H62V181H63V178L61 177V179H59ZM59 180H57V181H59ZM68 180H69V179H68ZM79 180L81 181L82 179H79ZM93 180H94V179H93ZM144 180H145V179H144ZM151 180H152V179H151ZM151 180H150V181H151ZM180 180H181V179H180ZM192 180H193V179H192ZM217 180H218V179H217ZM217 180H216V183H217ZM223 180H224V182H223V183L221 182V183L219 184V187H218L219 189H218V190H216V189L214 190V191H218V192H217V193L214 192V193H215L216 195L219 193V194L222 196V198L224 199V201H226L227 203H229V204L231 205V204H233V203L235 202V200H237V199H235V194H234V192H235L234 184H233L232 181H231L230 179H228V178L223 179ZM40 181H42V180H40ZM47 181H48V180H47ZM70 181H71V180H70ZM152 181H153V180H152ZM152 181H151V182H152ZM193 181H194V180H193ZM206 181H207V179H206ZM237 181H238V179H237ZM257 181H259V180H257ZM257 181H256V182H257ZM48 182H49V181H48ZM54 182H55V183H58V182H56V181H54ZM60 182H61V181H60ZM66 182H67V181H66ZM77 182H78V181H77ZM82 182H83V181H82ZM84 182H86V180H85ZM84 182H83V183H84ZM87 182H88V181H87ZM87 182H86V183H87ZM105 182H106V181H105ZM117 182H118V181H117ZM123 182H124V181H123ZM158 182H159V181H158ZM168 182H169V181H168ZM197 182H198V181H197ZM197 182H196V183H197ZM200 182H202V180H201ZM204 182H205V180H204ZM208 182H209V181H208ZM208 182H207V183H208ZM256 182H255V183H256ZM49 183L51 184L52 182H49ZM67 183H68V182H67ZM86 183H85V184H86ZM88 183H89V182H88ZM97 183H98V182H97ZM152 183H154V182H152ZM159 183H160V182H159ZM162 183H163V182H162ZM188 183H189V182H188ZM207 183H206L205 185H207ZM210 183H211V181H210ZM214 183H215V180H214ZM214 183H213V184H214ZM234 183H236V181H235ZM47 184H48V183H47ZM59 184H61V183H59ZM62 184H63V183H62ZM64 184H65V182H64ZM104 184H105V183H104ZM115 184H116V183H115ZM119 184H121V183H119ZM128 184H129V183H128ZM200 184H201V183H200ZM202 184H203V183H202ZM208 184H209V183H208ZM213 184H212L213 187H216V186H217V185L214 186ZM221 184H222V185H221ZM252 184L254 185V186L252 185V186H253V190L257 191V189H254V187H255L256 185H255L254 183H252ZM256 184H257V183H256ZM53 185H55V184L53 183ZM81 185H82V183H81ZM87 185H88V184H87ZM152 185H153V184H152ZM155 185H156V184H155ZM155 185H154V186H155ZM193 185H194V184H193ZM196 185H197V184H196ZM263 185H264V184H263ZM51 186H52V185H51ZM121 186H123V185L121 184ZM121 186H120V187H121ZM154 186H153V187H154ZM194 186H195V185H194ZM202 186H203V185L200 186V189L203 188ZM55 187H57V185H56ZM58 187H59V185H58ZM61 187H62V185H61ZM102 187H103V186H102ZM105 187H107V186L105 185ZM108 187H109V186H108ZM114 187L116 188V186H114ZM114 187H112V188L114 189ZM117 187H118V185H117ZM160 187H161V186H160ZM192 187H193V186H192ZM205 187H206V186H205ZM207 187H209V185H208ZM256 187H257V186H256ZM256 187H255V188H256ZM259 187H260V186H259ZM118 188H119V187H118ZM122 188H124V186H123ZM125 188H126V186H125ZM125 188H124V189H125ZM154 188H155V187H154ZM156 188H157V186H156ZM196 188H197V187H196ZM210 188H211V187H209V188H207V189L209 190ZM216 188H217V187H216ZM260 188H261V187H260ZM105 189H106V188H104V191H105ZM116 189H117V188H116ZM119 189H121V188H119ZM119 189H117V190H119ZM127 189H128V188H127ZM127 189H126V191H127ZM200 189L198 188V190L200 191L199 193L202 192ZM261 189H262V188H261ZM1 190H2V189H1ZM114 190H115V189H114ZM114 190H113V191H114ZM117 190H115V191H117ZM137 190H138V189H137ZM154 190H155V189H154ZM198 190H197V191H198ZM258 190H259V189H258ZM102 191H103V189H102ZM107 191H108V189H107ZM124 191H125V190H124ZM251 191H252V189H251ZM255 191H254V192H255ZM38 192H40V191H38ZM121 192H122V191H120V193H121ZM127 192H128V191H127ZM127 192H126V193H127ZM142 192H143V191H142ZM203 192H204V190H203ZM207 192H208V191H207ZM207 192L205 191V194H206ZM237 192H238V190H237ZM237 192H236V194H237ZM245 192H244V194H246ZM254 192H253V193H254ZM2 193H3V192H2ZM7 193H8V192H7ZM16 193H17V192H16ZM104 193H106V192H104ZM115 193H116V192H115ZM118 193H119V191H118ZM132 193H133V192H131L130 194H132ZM157 193H158V192H157ZM196 193H197V192H196ZM209 193H210V191H209ZM211 193H213V188H212ZM253 193H252V194H253ZM260 193H261V192H260ZM263 193H264V192H263ZM263 193H262V194H263ZM110 194H111V193H110ZM215 194H213V196H212V195H211V196L215 198V196H216ZM219 194L217 195L216 198H218V196H220ZM247 194H248V193H247ZM255 194H257V193H255ZM255 194H254V195H255ZM3 195H4V194H3ZM41 195L43 196V194H41ZM85 195H86V194H85ZM87 195H88V194H87ZM87 195H86V196H82V199L76 197V198H77V201H78V205L76 206L77 208L75 209V212H74V211H73V212H74V215L77 216L76 219H78V221L80 222V224L83 225L82 229H83L84 227H87V228H85V230L89 228V229L93 232V234L95 233L94 236L97 237L96 234L101 233V232L104 230V228L106 227V224H105V222H107V220L105 219L106 216H105V218H104L106 221H105V220H104L105 222L103 221V215H104V213H105L106 211L109 213L110 210L112 211V208L110 209L109 206L106 205V203L104 202V200L102 201V199H103L102 197H100V198L98 199V198H96V197H93L91 194H90L91 196H87ZM103 195H104V194H103ZM105 195H106V194H105ZM117 195H118V194H117ZM133 195H135V192H134ZM203 195H204V193H203ZM214 195H215V196H214ZM237 195H238V194H237ZM1 196H2V195H1ZM7 196H8V195H7ZM73 196H74V195H73ZM135 196H136V195H135ZM201 196H202V195H201ZM221 196H220V197H221ZM262 196H263V195H262ZM205 197H208V196H205ZM209 197H210V196H209ZM238 197H239V196H238ZM252 197H253V196H252ZM257 197H258V196H257ZM259 197H260V196H259ZM47 198H48V197H47ZM51 198H52V197H51ZM132 198H133V197H132ZM176 198H177V197H176ZM236 198H237V197H236ZM240 198H241V196H240ZM261 198H262V197H261ZM27 199H28V198H27ZM32 199H33V198H32ZM32 199H31V200H32ZM53 199H55V197H53ZM53 199H50V202H51V200H53ZM78 199H79V200H78ZM129 199H130V197H129ZM199 199H200V198H199ZM210 199H213V198H210ZM210 199H209V200H210ZM250 199H251V197H250ZM253 199H255V198H253ZM105 200H106V199H105ZM216 200H217V199H215V201H216ZM238 200H240V199H238ZM238 200H237V201H238ZM245 200H246V199H245ZM42 201H43V200H42ZM45 201L48 202V199L45 200ZM53 201H55V200H53ZM53 201H52V202H53ZM56 201H59V200H56ZM144 201H145V200H144ZM210 201H212V200H210ZM218 201H219V200H218ZM221 201H222V204H223V200H221ZM242 201H244V199H242ZM246 201H249V200H246ZM27 202H28V201H27ZM30 202H32V201H30ZM33 202H34V201H33ZM35 202H37V201H35ZM188 202H189V201H188ZM197 202H198V201H197ZM206 202H207V200L205 201V203H206ZM216 202H217V201H216ZM244 202H245V201H244ZM244 202H243V203H244ZM48 203H49V202H48ZM48 203H47V205H48ZM56 203H57V202H56ZM75 203H76V202H75ZM117 203H118V202H117ZM132 203H134V202H132ZM150 203H151V202H150ZM201 203H202V201H201ZM207 203H208V202H207ZM213 203H214V202H213ZM219 203H220V202H219ZM240 203H241V200H240ZM240 203H239V204H240ZM247 203H252V201H251V202L249 201V202H247ZM255 203H256V202H255ZM257 203H258V202H257ZM260 203H261V202H260ZM42 204H44V203H42ZM49 204H50V203H49ZM52 204H54V203H52ZM52 204H50V205H52ZM58 204H59V203H58ZM229 204H227V205H229ZM234 204H238V203H234ZM245 204H246V202H245ZM253 204H254V203H252L251 205H253ZM258 204H259V203H258ZM14 205H15V204H14ZM20 205H21V204H20ZM55 205H57V204H54V206H55ZM117 205H118V204H117ZM158 205H159V204H158ZM179 205H180V204H179ZM211 205H212V202H211ZM211 205H210V207H211ZM219 205H221V204H219ZM223 205H224V204H223ZM223 205L219 206V208L222 207ZM225 205H226V204H225ZM230 205H229V206H230ZM246 205H247V204H246ZM256 205H257V204H255V206H256ZM259 205H260V204H259ZM110 206H113V205H110ZM139 206H140V205H139ZM201 206L203 207L202 204H201ZM204 206H205V204H204ZM208 206H209V205H208ZM215 206H216V208H217V205H215ZM229 206H228V207H229ZM231 206H232V205H231ZM235 206H236V205H235ZM241 206H242V205H241ZM255 206H249V207H248V205H247L248 209L251 210V208H252L253 211H255V212L257 211V212H256L257 214H255V215L259 216L260 213L263 211V209H264L263 207H264V206L260 205L261 208H263L262 210H260L261 212L259 211V209H261V208H258V207H255ZM42 207H43V206H42ZM52 207H53V205H52ZM185 207H186V206H185ZM202 207H201V208H202ZM210 207H208V208H210ZM212 207H214V206H212ZM212 207H211V210H212ZM224 207H225V206H224ZM224 207H223V208H224ZM244 207H245V205H244ZM247 207H246V209H247ZM25 208H26V207H25ZM25 208H24V209H25ZM34 208H35V207H34ZM46 208H47V207L44 205V210H45ZM53 208H54V207H53ZM73 208H74V207H73ZM114 208H115V207H114ZM201 208H200V209H201ZM208 208L205 209V210L209 211ZM214 208H215V207H214ZM216 208H215V209H216ZM242 208H243V207H242ZM7 209H8V208H7ZM28 209H29V208H28ZM32 209H33V208H32ZM38 209H39V208H38ZM42 209H43V208H42ZM58 209H59V208H58ZM58 209L55 208V210H58ZM70 209H71V208H70ZM108 209H109V211H108ZM189 209H190V208H189ZM202 209H203V208H202ZM202 209H201V210H202ZM215 209H214V210H215ZM221 209H222V208H221ZM224 209H225V208H224ZM226 209H227V207H226ZM229 209H231V208H229ZM229 209H227V210H229ZM233 209H234V207L232 208V210H233ZM235 209H236V207H235ZM240 209H241V208H240ZM246 209H245V210H246ZM55 210H54V213H55ZM66 210H67V209H66ZM134 210H135V209H134ZM140 210H141V209H140ZM201 210H200V212H202ZM203 210H204V209H203ZM205 210H204V212H206ZM211 210H210L209 212H211ZM236 210H237V209H236ZM236 210H235V212H236ZM250 210H249V211H250ZM39 211H41V209H40ZM47 211H51V210L49 209V210H47ZM113 211H114V210H113ZM190 211H191V210H190ZM194 211H195V210H194ZM217 211H218V210H217ZM239 211H240V210H239ZM247 211H248V210H247ZM258 211L260 212L259 214H258ZM6 212H7V211H6ZM11 212H12V211H11ZM34 212H35V211H34ZM69 212H71V211H69ZM73 212H72V213H73ZM107 212H106V213H107ZM116 212H117V211H116ZM187 212H188V211H187ZM204 212H203V213H204ZM223 212H224V211H223ZM242 212H244L243 209H242ZM255 212H254V213H255ZM26 213H27V212H26ZM49 213H50V212H49ZM52 213H53V211L51 212V214H52ZM58 213H60V211H59ZM112 213H113V212H111V218H112V215H113ZM193 213H194V212H193ZM206 213L208 214V212H206ZM212 213H214V212H211V214H212ZM230 213H232V212H230ZM245 213H246V212H245ZM245 213H244V215H245ZM252 213H253V212H251V214H252ZM263 213H264V212H263ZM8 214H9V213H8ZM60 214H61V213H60ZM129 214H130V213H129ZM194 214H196V213H194ZM194 214H193V215H194ZM197 214L199 215V213H197ZM197 214H196V215H197ZM200 214H201V213H200ZM204 214H205V213H204ZM204 214H203V215H204ZM214 214H215V213H214ZM214 214H213V215H214ZM217 214H218V213H217ZM235 214H236V213H235ZM235 214H234V215H235ZM246 214H247V213H246ZM38 215H39V214H38ZM38 215H37V216H38ZM70 215H72V214H69V216H70ZM166 215H167V214H166ZM213 215H212V216H213ZM218 215H219V214H218ZM55 216H56V214H55ZM55 216L52 215V217H55ZM58 216H59V215H57V217H58ZM199 216L203 219V216H201V215H199ZM205 216H207V215H205ZM220 216H223V215L221 214ZM228 216H229V215H228ZM235 216H237V215H235ZM245 216H246V215H245ZM247 216H248V215H247ZM257 216H255V217H257ZM261 216L263 217V215H261ZM7 217H8V216H7ZM15 217H16V216H15ZM27 217H28V216H27ZM30 217H31V216H30ZM71 217H72V216H71ZM109 217H110V216H109ZM193 217H194V216H193ZM200 217H199V218H200ZM209 217H211V216L209 215ZM213 217H214V216H213ZM226 217H227V216H226ZM259 217H260V216H259ZM21 218H22V217H21ZM21 218H20V219H21ZM161 218H162V217H161ZM161 218H160V219H161ZM207 218H208V216H207ZM214 218H215V217H214ZM246 218H247V217H246ZM49 219H50V218H49ZM76 219H75V221H77ZM107 219H108V221L111 220L110 218H108V215H107ZM211 219L213 220V218H211ZM237 219H238V218H237ZM237 219H236V220H237ZM258 219H259V218H258ZM261 219H262V218H261ZM215 220H216V219H215ZM215 220H214V221H215ZM217 220H218V219H217ZM241 220H242V219H241ZM45 221H46V220H45ZM111 221H112V220H111ZM121 221H122V220H121ZM199 221H202V220H197L198 224L200 223ZM203 221H207V222L209 223L208 220H204V219H203ZM214 221H213V222H214ZM252 221H253V219H252ZM262 221H263V220H261V224L264 222V221H263V222H262ZM20 222H21V220H20ZM51 222H52V221H51ZM51 222H50V223H51ZM79 222H78V223H79ZM141 222H142V221H141ZM157 222H158V221H157ZM207 222H206V223H207ZM218 222H219V221H218ZM241 222H242V221H241ZM243 222H244V225H245V221H243ZM246 222H247V221H246ZM256 222H257L256 224H258L259 221H257V219H256ZM9 223H10V222H9ZM108 223L111 224L110 222H108ZM202 223H203V222H202ZM202 223H201V224H202ZM206 223H205L204 225H206ZM210 223H211V222H210ZM216 223H217V221H216ZM216 223H215V224H216ZM254 223H255V221H254ZM254 223H253V224H254ZM259 223H260V222H259ZM7 224H8V223H7ZM16 224H17V223H16ZM48 224H49V223H48ZM48 224H47V226H48ZM80 224H78V225L80 226ZM195 224H196V223H195ZM211 224H212V223H211ZM220 224H221V223H220ZM239 224H240V223H239ZM242 224H243V223H242ZM246 224H247V223H246ZM256 224H255V225H256ZM31 225H32V224H31ZM38 225H39V224H36V227H37V228H35V225H34L33 228H35V229H33L32 232L30 231V232L32 233V235H34V236H37V235H38V236H45L47 233H49V232H46V231H48L49 229H50V230L52 229V228H49L48 230H45V229L47 228L46 225L43 226V228L46 227L45 229L41 228L42 226H41V227H40V226L38 227ZM82 225H81V226H82ZM125 225H126V224H125ZM204 225L202 224L201 226H204ZM262 225H264V223H263ZM12 226H13V225H12ZM158 226H159V225H158ZM158 226H157V227H155V226L151 227V231H150V232H152V235H154L156 239H157V237L159 236V233H161V232H158V231H159V227H158ZM194 226H195V225H194ZM196 226H198V225H196ZM216 226H217V225H216ZM227 226H228V225H227ZM236 226H237V225H236ZM1 227H2V226H1ZM1 227H0V228H1ZM19 227H20V226H19ZM19 227H18V228H19ZM48 227H49V226H48ZM50 227H51V225H50ZM258 227H262V226H261V225H260V226L258 225ZM7 228H8V227H7ZM7 228H6V229H7ZM157 228H158V229H157ZM194 228H195V227H194ZM194 228H193V229H194ZM232 228H233V227H232ZM234 228H235V227H234ZM12 229H13V231H15L14 229H16V228H13V227H12ZM31 229H32V228H31ZM80 229H81V227H80ZM191 229H192V228H191ZM193 229H192V230H193ZM198 229H199V228H197L196 230H198ZM254 229H255V228H254ZM17 230H18V229H17ZM17 230H16V231H17ZM20 230H21V229H20ZM50 230H49V231H50ZM54 230H56V229H54ZM54 230H52V231H54ZM83 230H84V229H83ZM85 230H84V231H85ZM90 230H89V231H90ZM262 230H263V229H262ZM2 231H3V230H2ZM13 231H12V232H13ZM18 231H19V230H18ZM26 231H27V230H26ZM52 231H51V233H52ZM63 231H64V230H63ZM91 231H90V232H91ZM219 231H220V230H219ZM224 231H225V230H224ZM238 231H239V230H238ZM80 232H82V231L80 230ZM90 232H88V233H90ZM92 232H91V234H92ZM143 232H144V231H143ZM179 232H180V231H179ZM202 232H203V231H202ZM233 232H234V231H233ZM249 232H250V231H249ZM55 233L58 234V232H55ZM88 233H87V234H88ZM102 233H103V232H102ZM146 233H147V231H146ZM193 233H194V232H193ZM254 233H255V232H254ZM1 234H3V233H1ZM1 234H0V236H1ZM17 234L19 235V233H17ZM57 234H56V235H57ZM80 234H81V233H80ZM80 234H79V235H80ZM93 234H92V235H93ZM191 234H192V232H191ZM198 234H199V233H198ZM230 234H231V233H230ZM242 234H243V233H242ZM245 234H246V233H245ZM252 234H253V232H252ZM12 235H13V234H12ZM14 235H15V234H14ZM29 235H31V234H29ZM59 235H60V237H59V236H58V237L61 238L62 235H63V233H62V234H59ZM102 235H103V234H102ZM181 235H182V234H181ZM189 235H190V234H189ZM231 235H232V234H231ZM247 235H248V234H247ZM247 235H246V236H247ZM21 236H22V235H21ZM46 236H47V235H46ZM49 236H50V233H49ZM54 236H55V235H54ZM63 236H64V235H63ZM65 236H66V235H65ZM94 236H93V237H94ZM98 236H99V235H98ZM100 236H101V234H100ZM115 236H116V235H115ZM119 236H120V235H119ZM154 236H153V237H154ZM191 236H192V235H191ZM193 236H194V235H193ZM228 236H229V235H227V237H228ZM242 236L245 237L244 234H243ZM252 236H253V235H252ZM254 236H255V235H254ZM254 236H253V237H254ZM1 237H2V236H1ZM1 237H0V238H1ZM28 237H29V236H28ZM28 237H27V238H28ZM32 237H33V236H32ZM51 237H52V236H51ZM51 237H50V238H51ZM173 237H174V236H173ZM227 237H226V238H227ZM232 237H233V236H232ZM253 237H252V238H253ZM12 238H13V237H12ZM12 238H11V239H12ZM34 238H36V237H34ZM34 238H33V239H34ZM62 238H65V237H62ZM66 238H67V237H66ZM101 238L104 239V237H102V236H101ZM101 238H100V239H101ZM115 238H116V237H115ZM161 238H163V237H161ZM204 238H205V237H204ZM223 238H224V237H223ZM228 238H230V237H228ZM246 238H247V237H246ZM257 238H258V237H257ZM263 238H264V237H263ZM1 239H2V238H1ZM20 239H21V238H20ZM41 239H42V238H41ZM156 239H155V240H156ZM158 239H159V237H158ZM158 239H157V240H158ZM165 239H166V238H165ZM195 239H196V238H195ZM258 239L260 240V238H258ZM261 239H262V238H261ZM62 240H63V239H62ZM67 240H69V239H67ZM67 240H66V241H67ZM222 240H223V239H222ZM244 240H245V239H244ZM248 240H249V239H248ZM248 240H247V241H248ZM13 241H14V240H13ZM21 241H22V240H21ZM38 241H39V240H38ZM66 241H65V243H66ZM96 241H97V239H96ZM102 241H103V240H102ZM235 241H236V240H235ZM261 241H263V240H261ZM2 242H5V241H2ZM7 242H9V241H7ZM27 242H28V241H27ZM51 242H52V241H51ZM100 242H101V241H100ZM213 242H215L214 239H213ZM230 242H231V241H230ZM242 242H244V241H242ZM256 242L258 243L257 240H256ZM9 243H11V242H9ZM31 243H32V242H31ZM46 243H47V242H46ZM76 243H77V242H76ZM220 243H222V242H220ZM220 243H219V245H220ZM251 243H252V242H251ZM5 244H6V242H5ZM36 244H37V243H36ZM36 244H35V245H36ZM66 244H67V243H66ZM68 244H69V243H68ZM95 244H96V243H95ZM213 244H214V243H213ZM235 244H236V243H235ZM259 244H260V243H259ZM113 245H114V243H113ZM148 245H149V244H148ZM210 245H211V244H210ZM233 245H234V244H233ZM240 245H241V244H240ZM243 245H244V244H243ZM246 245H247V244H246ZM31 246H33V245H31ZM81 246H82V245H81ZM105 246H106V244L104 243V247H105ZM214 246L217 247L215 244H214ZM214 246H212V248H213ZM237 246H238V245H237ZM248 246H249V245H248ZM250 246H253V244L250 245ZM15 247H17V246H15ZM108 247H109V246H108ZM108 247H107V248H108ZM209 247H210V246H209ZM215 247H214V249L217 250L218 248H215ZM242 247H243V246H242ZM256 247H257V246H256ZM256 247L254 248V250L256 249ZM259 247H260V246H259ZM34 248H35V247H34ZM49 248H50V247H49ZM98 248H99V247H98ZM105 248H106V247H105ZM238 248H239V247H238ZM238 248H237V249H238ZM252 248H253V247H252ZM252 248H251V249H252ZM32 249H33V248H32ZM32 249H31V250H32ZM36 249H37V248H35V250H36ZM51 249H52V248H51ZM63 249H64V248H63ZM103 249H104V248H103ZM103 249H102V250H103ZM110 249H111V248H110ZM149 249H150V248H149ZM235 249H236V248H235ZM235 249H234V251H235ZM249 249H250V248H249ZM261 249H262V248H261ZM35 250L33 251L34 254H35ZM74 250H75V249H74ZM99 250H101V249H99ZM244 250H245V248H244ZM252 250H253V249H252ZM257 250H258V247H257ZM262 250H264V249H262ZM9 251H10V250H9ZM23 251H24V250H23ZM38 251H39V250H38ZM38 251H37V252H38ZM42 251H43V250H42ZM103 251H104V250H103ZM106 251H108V250H106ZM147 251H148V250H147ZM14 252H15V250H14ZM24 252H25V251H24ZM40 252H41V251H39V253H37V254L40 255ZM108 252L110 253V251H108ZM210 252H211V251H210ZM238 252H239V251H238ZM238 252H237V253H238ZM244 252H245V251H244ZM248 252H249V250H248ZM250 252H251V251H250ZM258 252H259V251H258ZM262 252H263V251H262ZM31 253H32V252H31ZM105 253H106V252H105ZM111 253H113V252H111ZM151 253H152V252H151ZM231 253H232V252H231ZM235 253H236V252H235ZM239 253H240V252H239ZM256 253H257V252H256ZM260 253H261V252H260ZM34 254H33V255H34ZM113 254H114V253H113ZM177 254H178V253H177ZM251 254H252V252H251ZM263 254H264V253H263ZM263 254H262V255H263ZM33 255H32V256H33ZM87 255H88V254H87ZM125 255H126V254H125ZM182 255H183V254H182ZM186 255H188V254H186ZM246 255H247V254H246ZM255 255H256V254H255ZM255 255H253V257H254ZM259 255H260V254H259ZM259 255H258V256H259ZM32 256H31V257H32ZM41 256H43V255H41ZM117 256H118V255H117ZM153 256H154V255H153ZM194 256H195V255H194ZM238 256H239V254H238ZM260 256H261V255H260ZM263 256H264V255H263ZM263 256H262V257H263ZM19 257H20V256H19ZM54 257H55V256H54ZM179 257H180V256H179ZM183 257H184V256H183ZM241 257H244V256L241 255ZM246 257H247V256H246ZM12 258H13V257H12ZM64 258H65V257H64ZM154 258H155V257H154ZM184 258H186V257H184ZM199 258H200V257H199ZM231 258H232V256H231ZM247 258H250V257H247ZM27 259H28V258H27ZM31 259H32V258H31ZM132 259H133V258H132ZM177 259H178V258H177ZM177 259H175V260H177ZM195 259H196V258H195ZM259 259H261V258H259ZM241 260H242V259H241ZM262 260H263V258H262ZM120 261H121V260H120ZM182 261H183V260H182ZM182 261L180 260V262H182ZM186 261H187V260H186ZM236 261H237V258H236ZM259 261H260V260H259ZM259 261H258V262H259ZM41 262H42V261H41ZM74 262H75V261H74ZM252 262H254V261H252ZM32 263H33V261H32L30 264H32ZM50 263H51V261H50ZM241 263H242V262H241ZM248 263H249V262H248ZM36 264H37V263H36ZM180 264H181V263H180ZM182 264H184V262H183ZM234 264H235V262H234Z\"/></svg>",
    "mask_w": 264,
    "mask_h": 264
}]
</instances>
